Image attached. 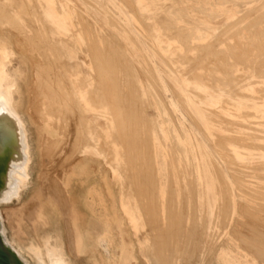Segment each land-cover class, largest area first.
Instances as JSON below:
<instances>
[{"label": "rangeland", "instance_id": "obj_1", "mask_svg": "<svg viewBox=\"0 0 264 264\" xmlns=\"http://www.w3.org/2000/svg\"><path fill=\"white\" fill-rule=\"evenodd\" d=\"M4 1H6L5 6L3 3ZM7 1H10V2H7ZM19 1L21 4L20 3L17 4ZM54 1H55V6L57 7V10L61 14L65 13V24H66V28L68 29L70 34L77 37V35H79L81 33L80 36H82L83 38H84V34H86L85 32H87L89 34V35L86 34L87 36H85V37L87 39L84 38V40L87 43L90 39V41L88 42L89 44L91 42L90 45H92V46H90L91 49L89 48L91 50L90 53L95 54V52H96L95 46L97 44V39L104 41L107 45H109V44L114 45L112 47L113 49L111 47H107V45L105 46V49H104V51L106 52L105 54L109 55V56L111 54V51L116 50L115 46L119 45L121 53L123 54V52H125L124 55L128 59H131V60H128L127 58H125V59L122 58L124 66L128 67L127 65H130V67H131L130 70L132 71V68H133L134 73H132L133 71L132 72L130 71L131 72L130 73V72H126L124 70H121L122 72L120 70H118L120 72L119 73L118 71L114 70L117 72V75H118L117 76L116 72H114L112 70V73L113 72L115 73L114 76H117V77H113L112 75L114 73L111 74V72L110 73L106 72V75L103 74V75H105V77L107 76V78H105V84L108 86V87L106 86V88H108V90L107 89H105V90H106V99L109 101V102L107 101V103L109 105L107 104L108 106H106V108H108V107L109 108L107 110L106 108L104 109V107H103L99 110L102 111L104 109L103 111H111L112 113L108 112V116L110 114L113 117L111 116L108 118V116L107 117H105L104 115L102 116L98 111L94 110V108L92 106H89L92 103L90 101L91 96L89 97L88 92H89V90L91 91V89L93 90V88H95L94 89L95 92H97L99 90V87L101 89L102 82H100V80L99 81L97 80V82H96L95 79H97V77L99 78L100 76L101 77H104V76L102 74L99 76V74L97 73L98 69L96 70L97 66L94 65V67H96V68L93 67V63L91 61V58L86 56L85 52L79 51V49L77 47V43H74L73 41H66L69 44V46H67V47L64 46L63 49L59 50L60 52L59 51L51 52L52 49L50 48V46L53 43L51 41V37L54 35V33H53V31L50 30L51 27L49 24H47L46 19L41 20L42 18L40 16H42V15L39 13H41L42 10L38 9L36 11V9L38 7L44 5V1L43 0H37V1L36 0H17V2H15L13 0H2L0 2V4L3 3L2 5H0V8L2 6L5 8L9 4H10L9 6L16 4L17 9L16 8L15 9H16L17 15L19 16L18 17L19 24H21V30H20L21 32H19V30H18L20 27L18 25V22H17L18 28H17V26H15L17 28V30H16V28H14V25H16V23H11L10 25H9V23L4 24L6 26L5 34L0 32V60L3 59V51L5 50L8 54L7 55L8 57L6 59H4L5 71H6L7 75L11 76L12 81H15L19 85V91L17 92L15 98L18 102V109H19L20 115L22 114L21 117L23 118V121L26 125V129H27V133H28L29 148H30V168L28 170L29 171L28 172V179H25L24 191L21 193L19 199L14 200V201L7 203V204H3L1 206L3 218L6 222L7 228L10 229V234H9L10 237H8V239H9L10 243L12 244V246L19 252L21 257L24 258L29 264H38L39 261H38V259H36V257H34V254H33L34 247L31 245L32 241L36 242L39 246H42L41 245L43 243L42 240L45 236L50 235L53 238V240L57 236H60L61 243L63 245V249H64V252L66 254V261L68 264H108L107 260L109 261V250H106V248H103L105 246L108 247V245H107L108 242H106V243L104 242V244H103L101 242L98 243V242L94 241L96 234H94L93 232L95 230L93 227H92L93 229L88 227V222L90 221L91 215L88 213L89 210L86 208L85 204L81 203L80 200L82 199L83 195H85L86 188H88L94 181L101 178V174H103V173L107 175V177L111 181V185L113 186V187L108 189L109 195L111 197L117 193L119 194V196L121 195V193H119V192L122 190L123 184H125L126 188L130 187L131 192H132V188H133L139 194L140 190L138 187L140 185V182L143 183L145 180H148L147 178L145 179V177H144L145 173H147L148 170H146L140 164V162H139V164H137V162H134V161L130 162V160H132L134 158V153L130 152L133 149H131V150L128 149L129 147H128V145H126L127 143L123 142L122 139L118 136L121 139L119 141V139L117 137L118 134H116V133H119L120 131H122L120 129H122L121 125H122L123 121H128L127 119L125 120V117H122V115H121V118L119 117L120 116L119 110H117L119 108H118V105L115 104L114 94H113L114 91H112L113 89L111 86L112 81H116V80L120 81L119 78L120 79L122 78L121 79L122 81H120L122 83L119 82V87H118V89L120 88L118 90V92H120V94L123 91L124 92L126 91L125 93L123 92V95H124L128 92V90H130V93L134 94L135 96L137 95L136 97H133V99L134 98L136 99L138 97V95L141 94L137 98L138 100L137 99L133 100L135 102V104L133 106L134 108L132 107L133 108L132 110L134 111V113H136V114H134L135 117L130 118L129 121H131V119H132V122H125V123L128 124V125L126 124V126H128V127H130V125H132L131 127L134 126L135 132L137 131L136 132V138L138 139V141L141 140V142H143V140H144L145 142H147V147L150 146V151L148 150L149 147L147 148V155L150 154L149 156H147V158L149 160H151L150 157L153 156L152 160L155 161L154 163H156V164H154L155 165L154 169L156 171L157 176L154 175V179H155V177L158 179H155L156 185L155 184L154 185H155V187H157L158 190H156L155 187H154V189L156 190V192L159 195L158 196L159 200L161 199L160 202L166 208V206L169 204L168 199H170V198L172 199L173 196H174L173 198H175V195L178 194L176 196L179 199L175 198L174 200H171L170 204L174 203V205H176V206L178 204L177 208L179 207L181 209H183V207H184L185 209H183V211L187 210V212L185 211V215L186 216L190 215L192 218H194L193 216H195V218H194L195 221L196 220L198 221L195 223V225H198V228L196 226L197 229L195 228V230H194L196 233H193L192 239L190 240V245H192V246L189 247V251L192 253V255L190 253H188V255H185L186 256L185 262L187 260L186 264H188L190 262H191L190 264H197V263L202 264V262H203V264H224L222 261L221 262L219 261L220 259L218 256L219 252L223 249L224 250L226 249V251H228L229 255L233 259H236L234 261L235 262L237 261V264H238V262L240 263L241 261L242 262L240 264H247V263L248 264H264V259L261 258V253L264 252L263 251L264 250V236H261V235H264V223H262V222H264V219H263L264 218V211L262 212V210L264 209V196H263L264 195V180H263L264 179V177H263L264 176V168H262V166L264 167V163H263V161H264V158H263L264 157V151H263L264 150V138H263V136H264V120H263L264 119V112H263L264 111V75L263 74H264V72H262V71H264V68H263L264 67V59H262L264 57V55H263V53H264V39L263 38L264 37L262 38V36H264V32H262L264 30V19H262V18H264V16H263L264 14L262 16L261 15L256 16L257 14L251 13L252 11H254L256 6L261 5L264 1L262 2V0H228V1L223 0V1H221V4H219L220 0H181V1L180 0H176V1H174V0H148V1L147 0H134V1L129 0L130 2L128 0H54ZM66 1H69L72 5H74L76 7V12L72 11L71 15L67 14V11L65 9L66 6L64 3ZM127 1L129 2V4H131V5L133 4V5L132 6L128 5ZM224 1H225V3H224ZM37 4H38V7H37ZM244 4H245V6H244ZM18 5H19V7H22V9L24 8L23 10L26 13L23 10H22L23 12H19V11H21V8H19ZM20 5H22V6H20ZM254 6H255V8H254ZM18 8H19V11H18ZM129 8H131V10H132L131 12H130ZM132 8L138 9L137 11L139 12V14L136 13L137 11L135 9H132ZM250 8L253 10H251ZM248 9H250V10H248ZM196 10H198V11H196ZM238 10H240V11H238ZM32 11H33V13H32ZM34 11H35V14H34ZM77 11H80V12H78L80 14L82 13L81 15L79 14V17L77 15ZM246 11H249V12L247 13ZM36 12L39 14V16H37L38 14ZM245 12L247 14H245ZM23 13H25V15H23ZM209 14H211V15H209ZM249 14H251V16ZM254 14L258 19L254 16ZM82 15L85 16L87 19L84 18ZM136 15H137V17H136ZM252 15H253V17H252ZM34 16H36L37 18L40 17L41 19L38 18V20L36 19L37 20L36 21V20H34V18H36ZM236 17H237V20H236ZM251 17H252V19H251ZM79 18H80V21H79ZM234 18H235V23H234ZM249 19H251V20H249ZM24 20H27V21H24ZM112 20L115 21V24L117 26L115 24H113L114 22ZM42 21H43V23H42ZM91 21L93 22V24ZM143 21H145V22H143ZM236 21H238V22L236 23ZM80 22L82 23L81 26H80V24H81ZM227 22L228 23L230 22L231 24L229 23L228 27L224 28V26H227ZM29 23H30V25H29ZM109 23H111V24H109ZM196 23H198V25ZM246 23L249 25H247ZM43 24L46 26H44ZM167 24H169V25H167ZM245 24H246V26H245ZM253 24H254V26H252ZM147 25H149V26L147 27ZM255 25L256 26L258 25V26L256 27ZM22 26L24 28H22ZM33 26H34V30L37 29L38 32L37 31H35L36 33L33 32L34 31ZM73 26H74V28H73ZM82 26L85 27L84 31L82 29L83 28ZM118 26H119V28H118ZM144 26H145V28H144ZM167 26H169V27H167ZM185 26L189 30H187L185 28ZM231 26H233L234 28ZM240 26L242 28H240ZM243 26L246 27L245 29H247V30H245ZM91 27L92 28L94 27V28L92 29ZM179 27H180V30H179ZM192 27H194V28H192ZM195 27H197V28H195ZM248 27L250 29H248ZM75 28H78V30ZM174 28H176V29L178 28L177 29L178 31ZM237 28H239V31ZM24 29L25 30L27 29V30L25 31ZM47 29H48V31H47ZM148 29H149V32H148ZM185 29L187 30L188 33H186ZM191 29L193 32L191 31ZM219 29L221 31H219L220 33L219 32L217 33V31ZM155 30L158 32H156ZM172 30L173 31L175 30V31L173 32ZM235 30H237L239 33L235 32ZM240 30L242 31L241 33H240ZM252 30H254V31H252ZM40 31H42V32H40ZM77 31H78V33H77ZM176 31L178 32V35H177ZM231 31L232 32L234 31L235 33H232ZM46 32H48L49 35H47ZM83 32H84V34H83ZM222 32L223 33L226 32V33L223 34ZM256 32L260 34V37H259L260 40H258L259 34H257ZM33 33L35 35L36 34L38 35L41 33L39 36L43 38L42 41H43V43L44 42L45 43L42 45H41V43H39L40 44V46H39L38 43H36V44L33 43L34 40L29 42L31 40L30 38L34 37V36H32V35H34ZM103 33L106 36L108 35V38L104 37ZM112 33H113V35H112ZM185 33H186V35H185ZM229 33L231 36L234 35L233 38L230 37ZM250 33H251V35H250ZM42 34H44V35L46 34L47 36L46 35L44 36ZM96 34H98L97 37H96ZM109 34H111L112 37ZM114 34L117 37L121 38L122 41H124V43L127 45V48L125 47L126 50H125V48L120 47V41L118 39H116V37H114L115 36ZM243 34H245V35H243ZM171 35L172 36L174 35V36L172 37ZM179 35H181V36H179ZM201 35H205V36H201ZM227 35L229 38L227 37ZM176 36H179V37H176ZM195 36H196V38L197 37H199V38L196 39ZM236 36H238V37H236ZM25 37H26V39H25ZM46 37H48V38H46ZM88 37H89V39H88ZM216 37L218 39L220 38L222 40L219 39L220 42L217 43L218 39ZM222 37H224V40ZM245 37L247 38V40L250 38L253 41V43L250 40L246 41ZM109 38H113V39H109ZM180 38L182 40L184 39L185 41L179 40ZM230 38L233 40H231ZM226 39L227 40L229 39V41H231V42L227 41ZM239 39H241L242 42ZM26 40H29V41H26ZM145 40H147V41H145ZM211 40L212 41L215 40V41L213 43H211L212 42ZM262 40H263V42H261ZM20 41H22V42H20ZM46 41H48V42H46ZM221 41H223V42H221ZM244 41H246V42H244ZM94 42H95V44H94ZM32 43H33V46H32ZM214 43L218 46L215 47L216 45H214ZM226 43L227 44L229 43V44L227 45ZM242 43L245 47L242 46ZM246 43L248 44V46ZM37 44H38V47H36ZM234 45H235V47H233ZM238 45H240L241 47ZM254 45H256V47ZM226 46L228 47V49ZM249 46H251V47H249ZM43 47H44V50L47 51V55H49V58L50 59L54 58L53 60H50V62H53V61L59 59V60H57V62L59 61L58 63L55 62V64H54V62H53V66L55 65L54 71L56 73L53 71H51L53 73L50 72V76L52 78L59 76L57 78L60 79V82H55V83H57L56 85L53 83L54 89L59 84H61L63 86V87L61 86L62 87L61 88L59 85L56 88V93H57V89H58V91L60 92L59 95L63 94V97L65 95L66 96L68 95L67 96L68 100H70L71 102L73 101V104L75 102L74 105L77 108L79 107L78 108L79 110L87 109L83 116L86 118H89L90 120H93L96 123V125L98 126L97 128H93V136L92 137L99 144L101 142V145H100L101 147L106 144V142H107L106 140H109V142H107V146H105V148H101V149H106L105 153L106 152L110 153L112 151L110 154L106 153L105 156H104V154L99 156V154H97L95 148H93V147L88 148L86 153H85L86 158L89 157V161L93 162L91 165L93 167L92 170H94V172L92 171V172L88 173L86 171L83 172L81 170V168H82L81 163L83 162V156L78 157L80 147L77 143H79L78 140H82L85 137L84 133L86 132V130L84 129L85 132H83L81 129H83L84 126L86 127V125H85L86 122L82 121L83 122L82 123L80 121L79 117L77 119V116H80V113L78 111H75L76 117L74 115L75 112H72L73 113L72 116L69 113L67 121L64 119L63 115H61V113H60V119H59V117H55L53 115V116H48L47 121L45 120V117L39 116L38 114L36 115L34 113L35 108L38 106L36 104V101H38V94L36 93V90L38 89V85H37L38 83H35L36 75L34 74V70H35L36 63L38 64L43 59L41 57L40 51H39ZM187 47H188V49H187ZM237 47H239L240 49ZM38 48H40V49H38ZM121 48L123 49V52H122ZM190 48H194V52H193V49H191L192 50L191 51ZM219 48H221V49H219ZM234 48L236 49V52H232V50ZM247 48L249 51L247 50ZM253 48H257V49L259 48L260 50L259 51L256 49L253 50ZM71 49L74 52H76V55L78 56L77 60L73 59V55H72L73 53H71L69 51ZM207 49H208V51H207V53H205V50H207ZM235 49L233 51H235ZM84 50L85 51L87 50V46H84ZM196 50L200 51L201 53L199 54V52ZM211 50H212V52H211ZM108 51H110V52H108ZM202 51H204L205 54ZM225 51H226V53H225ZM239 51L243 52L241 54V55H243V57H241L240 53L238 54ZM250 51H251V53H250ZM262 51H263V53H262ZM57 52L61 53V55L60 54L58 55ZM208 52H209L210 56H209ZM213 52L214 53L216 52L215 55L212 54ZM220 52L222 53V55ZM230 52H232L234 54L236 53L238 55L235 54V56H234L232 53L230 54ZM258 52L261 53V55H263V56H261ZM56 53H57V55H56ZM186 53H188V54H186ZM224 53H225V55H224ZM246 53L250 54V55H247ZM253 53H254V55H253ZM54 55L59 56V58L58 57L55 58ZM177 55H179V56H177ZM181 55H183V56H181ZM203 55H205L206 58ZM257 55H258V58H255V57H257ZM60 56L62 57L63 61L61 60ZM146 56L149 58L150 62L147 60ZM188 56H189V58H188ZM195 56H197V57H195ZM200 56H202V58L204 57V60ZM215 56H216V58H215ZM221 56L224 57L225 60L223 58H220ZM182 57H184L185 59ZM190 57H191V60H192V57H193V59L196 58L194 60V62H192L191 60H190L191 61L190 62L188 60V59H190ZM198 57L200 58L199 61H198V59H199ZM210 57L213 59H211ZM234 57L240 58V60L239 61L235 60ZM247 57H249V58H247ZM242 58H244L245 60ZM252 58H254V59H252ZM167 59H169V60H167ZM260 59H261L262 63H260ZM125 60L126 61L128 60V61L126 62ZM196 60L198 61V63ZM246 60L247 61L249 60L251 62H247ZM252 60H254V61H252ZM258 60H259V62H258ZM204 61L205 62L208 61V64L205 66V68L203 65H205L207 62L205 63ZM216 61H217V63H216ZM230 61H231V63H230L231 65H229ZM200 62H203L202 65ZM234 62L235 63L237 62V63L235 64ZM129 63H132L133 65L131 66V64H129ZM195 63L200 64V65H198L200 68L196 67L197 64L195 65ZM227 63H228L229 67L225 66V64L227 65ZM244 63H245V65H244ZM59 64L60 65L62 64L63 67L61 68V66ZM214 64H216V65H214ZM255 64H259V65H255ZM135 65H137V67ZM185 65H188V66H185ZM208 65H209V68L207 67ZM211 65L212 66L214 65V66L212 67ZM65 66H66V68H64ZM134 66L136 69L139 67V69L135 70ZM193 66H195L198 70ZM201 66H203L202 68L204 70L201 69ZM210 66L212 68H210ZM219 66H221L222 67L221 69H223V70H221ZM214 67L215 68L217 67V69H213ZM247 67H249V68H247ZM257 67L259 70L260 69H263V70L259 71L257 69ZM244 68L245 69L247 68L246 69L247 71ZM206 69H207V72H206ZM212 69L216 73H214L212 71ZM230 69H232V70L230 71ZM254 69H255V71H254ZM57 70H58V72H57ZM138 70H141L140 73L142 71H143V73H145V71H147V73H146L147 77H143L144 76L143 73H141V76H140V73L138 72L137 75L139 78L135 79L134 76L136 77L137 75H134V74H136L137 72H135V71H138ZM217 70L219 71V75L217 74L218 73ZM227 70H229V71L226 74ZM153 71L155 74L153 73ZM190 71H192V72H190ZM196 71L199 72L198 76L195 74ZM200 71L204 72L203 74H205V75H202ZM220 71H221V73H220ZM95 72L97 74H95ZM231 72L233 74H231ZM258 72H259V74H258ZM40 73L42 74L41 70H40ZM92 73H93L92 76L94 78L91 76ZM125 73H126V75H125ZM129 73H130V76L128 75ZM253 73H255V74H253ZM108 74H110L115 79H113ZM209 74L211 76H208ZM224 74H226V76ZM238 74H240V76ZM52 75H54V76H52ZM80 75H82V76H80ZM95 75H97V77ZM132 75H133V77H132ZM200 75H202V77L204 78V81H203L202 77H199ZM212 75H214L213 76L214 78L212 77ZM237 75H238V77H237ZM186 76L187 77L189 76V77L187 78ZM230 76H232L233 78ZM247 76L249 78H247ZM108 77H109L110 81H109ZM207 77L210 79H207ZM243 77H244V79H242ZM78 78H80L81 80ZM111 78H112V80H111ZM116 78H118V79H116ZM77 79H78V82H77ZM138 79H139V81H137ZM211 79H212V81H211ZM233 79H235L236 81L239 79L238 80L239 82L238 81L236 82ZM82 80H84V81H82ZM106 80L108 83H106ZM133 80L136 81V83ZM200 80H202L203 82ZM220 80H222V81H220ZM229 80H231V81H229ZM254 80H256V81H254ZM81 81L84 83H82ZM232 81L235 83V85H234V87L229 88V86H233V84H234ZM129 82H131V84H129ZM179 82H180V84H179ZM206 82H208L207 84L210 83V85H207ZM215 82H217V83H215ZM220 82H223V83H220ZM245 82H246V84H245ZM254 82H255V84H254ZM94 83L95 84L99 83L97 85L98 87ZM218 83L221 85L218 86ZM260 83H262V84H260ZM53 84H52L51 88H53ZM134 84H136V85L140 84L138 86L140 90L137 89L136 85H135V88H132V87H134ZM213 84H216V85H214L215 88L213 87ZM229 84H231V85H229ZM83 85H85V87ZM128 85H129V88H128ZM130 85L131 86L133 85V86L130 87ZM146 85H147V87H146ZM222 85L224 87H222ZM77 86H79V87H77ZM122 86H124V89ZM216 86H218L219 88H217ZM89 87H91V88H89ZM160 87H161V89H160ZM250 87H251V89H250ZM59 88H61L62 90ZM234 88H235V91L233 90ZM236 88H238L239 90ZM131 89H135L136 91L131 90ZM216 89H218V90H216ZM258 89H260V90L258 91ZM63 90L67 93L66 94H65V92L63 93ZM82 91L84 93L88 94L86 96H87V98L88 97L90 98V100H88L89 105L87 103H85L86 101L83 98L84 93H81ZM133 91L137 92V94L135 92L133 93ZM158 91L160 93H158ZM236 91L241 92L240 94H242V95L238 94L239 92H236ZM244 91L246 92L247 96H246ZM138 92H139V94H138ZM228 92L229 93L231 92L232 94L231 93L229 94ZM235 92L237 94H235ZM177 94H178V96H177ZM201 94L203 96H201ZM56 95H55L56 97L54 96L55 98L59 97L58 94H56ZM191 95L194 97H192ZM148 96H150V97H148ZM60 97L62 99V96H60ZM70 97L72 98V100ZM184 97H186V98H184ZM201 97L204 99H202ZM259 97H262V98H259ZM67 98H65V100H67ZM140 98L142 101L140 100ZM164 99L167 100L168 102L163 101ZM122 100H125L124 97L122 98ZM228 100H230V101H228ZM77 101H79V102H77ZM225 101H227V102H225ZM136 102H137V104H136ZM242 102H244V103H242ZM112 104H113V106H112ZM188 106L192 110L197 121L193 118L192 114L187 110ZM252 106H256L260 110L258 111L257 109H254V107H252ZM110 107H112V108H110ZM233 107H234V109H233ZM135 108H136V110H135ZM138 108L140 109V111ZM171 108H173V112L171 111ZM206 109H208V110H206ZM209 109L210 110L212 109V111H210ZM113 110H115V111H113ZM129 110H130V108H129ZM216 110L218 111V113ZM94 111H96V112H94ZM252 111H253V113H252ZM127 112L130 113L131 111H125L124 113L126 114ZM137 112H139V113L141 112L139 115L140 118H139V116H137V118H136V115L139 114ZM248 113L250 116L248 115ZM113 114H115V115L117 114V115L114 116ZM73 115L75 118L73 117ZM72 117L74 119H76L77 121L74 119L72 120ZM115 117H116V119H115ZM69 118H71V119H69ZM123 118H124V120H122ZM173 119H174V121H172ZM51 120H52V122H51ZM111 120L114 121L115 124H113L114 122H111ZM233 120L237 121L240 125L238 123L234 122ZM120 121H122V122H120ZM145 121H146V123H145ZM256 121H258V123ZM73 122L75 124H72ZM205 122H207V123L205 124ZM224 122H226V123H224ZM45 123H46V125H45ZM110 123H112L113 126L115 125V127H114L115 130H114L113 126H112L113 129L110 130V127H109ZM129 123H131V124L129 125ZM134 123H136V124H134ZM155 123H157V124H155ZM175 123H176V125H174ZM241 123H243V124H241ZM48 124H50V125H48ZM81 124H82V126L79 127ZM249 124H250V126H249ZM54 125H57V126H54ZM136 126H137V128H135ZM177 126H179V127H177ZM223 127H225V128H223ZM229 127H230V129H229ZM236 127H239V129ZM252 127H254V129H252ZM243 128H244V130H243ZM157 129L159 132L156 131ZM112 130L115 133V134H113V137H112V132H113ZM116 130H118L119 132H116ZM146 130H148V131H146ZM231 130L233 132H231ZM49 132H51V133L53 132V133L51 134ZM102 132H104L103 133L104 135L102 134ZM253 133L256 135H254ZM100 135H102V137H100ZM114 135H115V137H114ZM261 135H262V137H261ZM103 136H106V137H103ZM224 136L229 137L227 139L228 142H227L226 138L223 139ZM250 136H253V137L251 138ZM237 137L238 138L240 137L241 140L237 139ZM102 138L103 139L105 138V140L103 141ZM111 138H115V140L117 142L114 139H112V141H111ZM233 138L235 140L237 139L239 141H237V140L235 141ZM243 138H245V139H243ZM231 139H233L235 141V143L233 140H232L233 142H231L230 141ZM118 141H119V144H118ZM216 141H220V142L216 143ZM222 141H224V142H222ZM240 141H245L246 143L245 142L241 143ZM259 141H260V144H259ZM103 142H105V143L102 144ZM122 142H123V144H122ZM221 142L224 143L223 144L224 147H222V145H219V144H222ZM236 142L241 143V144H238ZM249 142L250 143L254 142L256 144H259L260 147H259V145H256V144L250 145ZM116 143L119 146H117ZM227 143H230V144H227ZM247 143L249 144V146ZM121 144L124 145L121 147L122 148L121 150H122V152H124V154L126 153L125 157H127L126 160L128 161L129 165L124 163L125 158L123 160V156L120 154V148H118V147H120ZM163 144L165 145V147ZM225 144L229 150L226 148ZM245 144H247V145H245ZM152 145H154V146H152ZM202 145H204V146H202ZM229 145H231V146H229ZM238 145H240V146H238ZM261 145H263V147ZM125 146L127 147V150H130L129 152L126 150ZM241 146H242V148H241ZM250 146H251V149L249 148ZM124 148H125L126 152H125ZM197 148H198V150H197ZM115 151L117 152L116 156L114 155ZM251 151H253V152H251ZM170 152H171V154H170ZM231 152H232V154H231ZM246 152L251 153V154H247ZM130 153H131V156L129 155ZM221 153H223V154H221ZM222 155H224V156H222ZM231 155H233V157L236 156L234 158L235 161L233 158H231L232 157ZM128 156H130V157H128ZM132 156H133V158H132ZM154 156H156V157H154ZM104 157H108V158L105 159ZM224 157L227 158V163H226V159ZM86 158H85V160H86ZM171 158H172V161L170 160ZM174 158H175V161H174ZM102 159H104V160H102ZM230 159H232L234 161V164L232 163L233 161ZM213 160H215V161H213ZM108 162L109 163L112 162L113 164L111 163V165H110ZM243 162H245V163H243ZM255 163L258 165H261L260 168H258L257 167L258 165H255ZM135 165H136V167H135ZM177 165H178V168H177ZM192 165H194V166H192ZM254 165L257 168L256 167L255 168L254 167L249 168V166H254ZM112 166H115V167L117 166L118 168L120 167L122 172H123L124 178L121 176L120 171L118 169H112ZM189 166H190V168H189ZM133 167H135V168H133ZM225 167H227V168H225ZM246 167H248V168H246ZM76 169L79 171V174H77V175L73 174V172ZM249 170L251 172H249ZM169 171L172 174L171 176H173V177H171L169 175L170 174ZM181 171H182V173H181ZM241 171H243V172H241ZM135 172H138V173H136L137 176L134 174ZM219 173H221L222 176ZM231 173H233V174H231ZM189 174H190V177H189ZM181 175H182V177H181ZM238 175H241V176H238ZM177 176H179V177H177ZM236 176H238V177H236ZM64 177H65V179H64ZM121 177H122V179H121ZM141 177H142V181H141V179H139ZM168 177H169V181H167ZM180 177L182 178V180ZM219 177H221V178H219ZM72 178H74V179H72ZM81 178H85L88 183L83 185V183L78 181ZM173 178H175V179H173ZM235 178L237 179L238 182H236ZM132 179H133V181H132ZM134 179H136V180H134ZM222 179L223 180L225 179V181H223ZM139 180H140V182H139ZM156 180H158V181H156ZM179 181H181L182 183H178ZM188 181L189 182L191 181L190 182L191 187L188 185V183H189ZM193 181L195 183H193ZM171 182L175 188L172 186V184L167 186V184L171 183ZM66 183L69 184L70 186L67 185ZM100 183L102 186L104 185V183L102 181H100ZM217 183H218V185H217ZM181 184L183 186H185L186 189H184V187ZM193 184H194V188H193ZM224 184H225V186H224ZM214 185H216V186H214ZM171 186L173 188L170 189ZM223 186H224V192H223ZM63 187H65V188H63ZM70 187H71V189H70ZM118 187H119V191H115V189L118 190ZM167 188H169V189H167ZM195 188H196V190H194ZM141 189H143V188H141ZM174 189H177V190H175L176 192L174 191ZM240 189H243V190H240ZM251 189H253V190H251ZM170 190H172V193L175 195H173L171 192L168 193L169 195L166 193V192H169ZM192 190H194L196 194L192 193L193 192ZM238 190H240V191H238ZM185 191H186V193H185ZM246 191H248V194L249 193L250 194L248 195L246 193ZM214 192H215V194H214ZM126 193H127V190H126ZM252 193L253 194L255 193L254 194L255 196H253ZM259 193L260 194L263 193V195L262 194L260 195ZM140 194H141V191H140ZM257 194H259V195H257ZM183 195L185 197L187 196V198L185 199V197H184V199H182ZM191 195H192V197L193 196L194 197L192 198ZM256 195L259 197L258 199L256 198L257 197ZM228 196H229V198H228ZM260 196H262V197H260ZM253 197H255L256 199ZM195 199L197 200V202L195 201ZM229 199H230V201H229ZM139 200H140V204H142L141 206L146 205V203L148 206L151 205L150 204V198L147 199V202H146V200L142 196H139ZM175 200L176 201L178 200L177 203H175L176 202ZM180 200L183 202L184 206L181 204L182 202ZM226 200H228V202ZM187 201H188V203H187ZM193 201L196 202V204ZM256 201H257V203H256ZM75 202H77V205H76L77 208L75 206V210H74L73 207H74ZM78 202H79L80 207H78ZM167 202H168V204H167ZM241 202H242V204H241ZM259 202H262V203H260V205H259ZM179 203L181 206L179 205ZM227 203H230V204H228L226 206ZM186 204H187V206H185ZM193 204H195V207L197 205V208L193 207L192 206ZM261 204H263V205H261ZM243 205L245 207H243ZM217 206H219V207H217ZM240 206H242L243 208L241 209ZM249 206H251V207H249ZM252 207H254V208H252ZM78 208H80L81 211L86 212L88 214H74V211L75 212L78 211ZM193 208L197 209V212H199V213H196L195 215L191 214V212L192 213L196 212L195 210L194 211L192 210ZM222 208H224V210H226V211H223ZM244 209L246 212H244ZM247 209H249V210H247ZM230 210L232 211L231 213L229 212ZM239 210L242 212H239ZM227 211H228V213H227ZM248 211H250V212H248ZM251 211H253V212H251ZM223 212H225V214ZM254 212H255V214H254ZM243 213H244V215H243ZM245 213H247V214H245ZM250 213H252V214L250 215ZM177 214H179V213H177ZM219 214H221V215H219ZM53 215H54V217H53ZM143 215H144L143 223H145V228L143 229L145 234H144L143 239L145 240V243H146L145 246L148 247V250H146L145 254L148 256L149 264H154V262H152L153 247H154L153 246L154 245V239H153L154 236H153V231H152L151 226H150V214H143ZM185 215L183 214L184 217H185ZM202 215H204L206 218H204V216L202 218ZM77 216H79V217L77 218ZM129 216H131L129 218L131 220H133L134 217L132 215H129ZM257 216H259V217H257ZM222 217H223V221L225 224L221 223ZM224 217H225V220H224ZM124 218H125V216L123 218H121V222H124V225H125L126 219H124ZM202 219L204 221H202ZM235 219H236V221L238 220V222H235ZM245 219H246V221H245ZM95 220L96 219H94V221ZM169 220H170V217H169ZM218 220H219V222H218ZM242 220L245 221L244 224H243ZM248 220H250V221H248ZM94 221H93V223H95ZM187 221H188L187 229H189L188 227L192 226V224L190 225L191 218L188 219ZM246 222H248V223H246ZM133 223H134V221H133ZM251 224H253V225H251ZM127 225L130 226L129 223ZM146 226H147V230L149 232L146 230ZM203 226H204V228H202ZM52 227H53V229H52ZM55 228H57V229H55ZM201 228H202V230H201ZM46 229H48V230H46ZM176 229L174 228V231H176ZM178 230H179V228H178ZM178 230H177V232H173V238H172L173 241L170 242L169 247L167 246L165 251L163 253H161V258H165L166 256L168 258V259H165V261L162 262V264H171L172 257H174V256L172 255V257H171V256H168L167 254H170L171 251L175 250V246H176L175 244H176V242H178L175 240H179L183 234H189L190 233L189 235H191V232L184 233L182 230H181L182 232L178 231ZM196 230H198V231H196ZM209 230H210V232H209ZM46 231H47V233H45ZM42 232H44V233H42ZM88 232H89V235L91 237L88 236ZM177 233H178V235H177ZM257 233L260 234L259 235L260 239H258L259 237L258 238L256 237V235L258 236ZM124 234L128 240L132 239V241H130V242L128 241V245H127L129 248H132V250L123 251L124 252L123 255H125L124 264H147V262H145L143 260V258H140V253L138 252V245H137L139 240H137V238L133 237V233H131V232L127 233L128 234L127 235L124 231ZM175 235L178 237L180 235V238H177ZM217 235H219V236H217ZM195 236H197V237H195ZM198 236L202 239H198L199 238ZM193 237H195L197 240L194 239ZM92 238H93V240H92ZM261 238H263V239H261ZM85 239H86V241H85ZM253 239L254 240L256 239L258 241L261 240L262 243H258V241L255 240L258 243L257 244V243H255V241ZM199 240H201V241H199ZM227 241H228V243H227ZM245 241H246V244H244ZM252 241H254V242H252ZM196 242H198V244ZM126 243L127 242L125 241L124 246ZM172 244H173V246H172ZM79 245L81 246V249H80ZM75 246H77L76 249H75ZM150 246L152 247L151 250L149 249ZM193 246L195 248V252H193ZM258 246H259V249H258ZM260 246H262L261 249H260ZM211 247H214V248H211ZM221 247L222 248L224 247V248L222 249ZM249 247L251 250H248ZM219 248H220V250H219ZM255 252H256V254H255ZM258 252H261V253H258ZM242 253H243V255H242ZM180 254L181 253H179V255ZM199 254H200V257H199ZM174 255H176V254H174ZM176 256H178V254ZM198 257L201 259V260L199 259V262H197ZM262 257L264 258V253H263ZM177 258L179 259V256ZM247 258H248V260H247ZM177 261H179V260H176V262ZM195 261H196V263H195Z\"/></svg>", "mask_w": 264, "mask_h": 264}, {"label": "bare ground", "instance_id": "obj_2", "mask_svg": "<svg viewBox=\"0 0 264 264\" xmlns=\"http://www.w3.org/2000/svg\"><path fill=\"white\" fill-rule=\"evenodd\" d=\"M2 0H0V2H1ZM13 1H15V2H17V0H13ZM37 1V0H36ZM44 1V5L43 6H40V7H38V4H37V9H36V11L39 9V10H42V12L41 13H39V14H41L42 16H40V17H38L39 19H41V20H45L46 19V21H47V24H49L50 25V30L51 31H53V33H54V35L51 37V41L53 42L52 44H51V46H50V48L52 49V51L51 52H55V51H59V50H61V49H63L64 48V46L65 47H67V46H69V44L66 42V41H73L74 43H77V47H78V49H79V51H81V52H85L86 53V56H88L89 58H91V61H92V63H93V67H94V65H96L97 66V68L96 67H94V68H96V70L98 69V74H99V76L102 74H105L106 75V72L107 73H110L111 72V74H113L114 72H116V71H118V70H124V71H126V72H130L131 70V67H130V65H127L128 67H126V66H124V63H123V59L122 58H127L125 55H124V53L125 52H123V49L122 48H127V45L124 43V41H122L121 40V38H119V37H117L115 34V36L114 37H116V39H118L119 41H120V47H122L121 49H122V52H123V54L121 53V50H120V48H119V45H117V46H115V48H116V50H114V51H111V54H110V56L109 55H106L105 53V51H104V49H105V46L107 45L104 41H101V40H98L97 39V44H96V46H95V54H92V53H90V46H92V45H90L91 44V42H90V44L88 43L89 41H90V39H89V37H88V39H89V41L86 43L85 42V40H84V38H86L85 36H87L86 34H88L87 32H85L86 34H84V32H83V34H84V38L82 37V36H80V34L79 35H77V37H75V36H73L72 34H70L69 33V31H68V29L66 28V24H65V13H63V14H61L58 10H57V7L55 6V1L54 0H43ZM129 1V0H128ZM127 1V3H128V5H130V6H132L131 4H129V2ZM132 1H134V0H132ZM148 1V0H147ZM174 1H176V0H174ZM181 1V0H180ZM221 1H223V0H220V3L219 4H221ZM226 1V0H225ZM225 1H224V3H225ZM228 1V0H227ZM264 0H262V2H263ZM5 2L6 1H4L3 3H4V6H5ZM7 2H10V1H7ZM26 2V1H25ZM85 2V1H84ZM126 2V1H125ZM124 2V3H125ZM241 2V1H240ZM255 2V1H254ZM261 2V3H262ZM2 3V4H3ZM20 3V1L17 3V4H19ZM42 3V2H41ZM65 3V6H66V11H67V14H69V15H71V12L73 11V12H76V7L74 6V5H72L69 1H66V2H64ZM223 3V4H224ZM247 3V2H246ZM2 4H0V5H2ZM7 4V3H6ZM21 4V3H20ZM24 4V3H23ZM43 4V3H42ZM148 4V3H147ZM238 4V3H237ZM252 4V3H251ZM8 5V4H7ZM10 5V4H9ZM8 5V6H9ZM94 5V4H93ZM158 5V4H157ZM241 5V4H240ZM1 7L0 9V32L1 33H3V34H5V30H6V26L4 25L5 23H9V25L11 24V23H16V25H14V28H16L15 26H17V28H18V25L20 26L19 27V32H21L20 30H21V24H19V19H18V15H17V13H16V9H17V7H16V4L15 5H11V6H9V7ZM20 6H22V5H20ZM110 6V5H109ZM135 6V5H134ZM133 6V7H134ZM244 6H245V4H244ZM18 7H19V5H18ZM94 7V6H93ZM129 7V6H128ZM137 7V6H136ZM242 7V6H241ZM249 7V6H248ZM16 8V9H15ZM19 8H21V11H19ZM18 8V11L19 12H23L24 10V8L22 9V7H19ZM96 8V7H95ZM138 8V7H137ZM198 8V7H197ZM247 8V7H246ZM254 8H255V6H254ZM112 9V8H111ZM130 9V12L132 11L131 10V8H129ZM128 9V10H129ZM132 9H135V8H132ZM181 9V8H180ZM188 9V8H187ZM244 9V8H243ZM251 9V8H250ZM250 9H248V10H250ZM23 10V11H22ZM113 10V9H112ZM136 11L138 10V9H135ZM149 10V9H148ZM168 10V9H167ZM251 10H253V9H251ZM94 11V10H93ZM159 11V10H158ZM165 11V10H164ZM174 11V10H173ZM196 11H198V10H196ZM227 11V10H226ZM238 11H240V10H238ZM242 11V10H241ZM25 12V11H24ZM39 12V11H38ZM78 12H80V11H77V15H78V17H79V14L80 13H78ZM116 12V11H115ZM151 12V11H150ZM149 12V13H150ZM180 12V11H179ZM247 13L249 12V11H246ZM245 12V14H247ZM26 13V12H25ZM25 13H23V15H25ZM32 13H33V11H32ZM37 13V12H36ZM136 13H138L139 14V12L137 11ZM135 13V14H136ZM176 13V12H175ZM226 13V12H225ZM238 13V12H237ZM244 13V12H243ZM251 13H255V14H257L256 16H258V15H263L264 14V2L261 4V5H258V6H256V8L254 9V11H252ZM34 14H35V11H34ZM33 14V15H34ZM38 14V13H37ZM39 14L37 15V16H39ZM82 14V13H81ZM80 14V15H81ZM109 14V13H108ZM114 14V13H113ZM137 14V15H138ZM193 14V13H192ZM216 14V13H215ZM255 14H254V16H255ZM22 15V14H21ZM93 15V14H92ZM112 15V14H111ZM137 15H136V17H137ZM184 15V14H183ZM208 15V14H207ZM209 15H211V14H209ZM250 16H251V14H249ZM83 16V15H82ZM140 16V15H139ZM147 16V15H146ZM218 16V15H217ZM248 16V15H247ZM249 16V17H250ZM255 16V17H256ZM264 16V15H263ZM22 17V16H21ZM34 17H36V16H34ZM84 18H86L85 16H83ZM82 17V18H83ZM95 17V16H94ZM145 17V16H144ZM150 17V16H149ZM179 17V16H178ZM209 17V16H208ZM216 17V16H215ZM240 17V16H239ZM238 17V18H239ZM242 17V16H241ZM252 17H253V15H252ZM252 17H251V19H252ZM38 18L36 17V18H34V20H38ZM134 18V17H133ZM140 18V17H139ZM138 18V19H139ZM147 18V17H146ZM180 18V17H179ZM257 18V17H256ZM87 19V18H86ZM85 19V20H86ZM135 19V18H134ZM141 19V18H140ZM191 19V18H190ZM251 19H249V20H251ZM255 19V18H254ZM253 19V20H254ZM258 19V18H257ZM261 19V18H260ZM262 19H264V18H262ZM261 19V20H262ZM33 20V19H32ZM36 20V21H37ZM143 20V19H142ZM149 20V19H148ZM181 20V19H180ZM188 20V19H187ZM236 20H237V17H236ZM239 20V19H238ZM24 21H27V20H24ZM45 21V22H46ZM79 21H80V18H79ZM87 21V20H86ZM89 21V20H88ZM111 21V20H110ZM109 21V22H110ZM113 21V20H112ZM162 21V20H161ZM185 21V20H184ZM232 21V20H231ZM259 21V20H258ZM17 22H18V25H17ZM33 22V21H32ZM35 22V21H34ZM76 22V21H75ZM83 22V21H82ZM85 22V21H84ZM92 22V21H91ZM97 22V21H96ZM114 23L113 24H115V21H113ZM143 22H145V21H143ZM187 22V21H186ZM205 22V21H204ZM233 22V21H232ZM238 21H236V23H237ZM250 22V21H249ZM254 22V21H253ZM262 22V21H261ZM42 23H43V21H42ZM73 23V22H72ZM78 23V22H77ZM81 23V22H80ZM87 23V22H86ZM133 23V22H132ZM169 23V22H168ZM171 23V22H170ZM202 23V22H201ZM230 23V22H229ZM228 22H227V26H224V28L225 27H228V24H229ZM234 23H235V18H234ZM257 23V22H256ZM259 23V22H258ZM84 24V23H83ZM88 24V23H87ZM92 24H93V22H92ZM109 24H111V23H109ZM141 24V23H140ZM143 24V23H142ZM148 24V23H147ZM165 24V23H164ZM163 24V25H164ZM197 25H198V23H196ZM231 24V23H230ZM247 24V23H246ZM246 24H245V26H246ZM252 24V23H251ZM4 25V26H3ZM29 25H30V23H29ZM40 25V24H39ZM44 25V24H43ZM78 25V24H77ZM76 25V26H77ZM82 25V23L80 24V26ZM116 25V24H115ZM134 25V24H133ZM167 25H169V24H167ZM172 25V24H171ZM247 25H249V24H247ZM2 26V27H1ZM12 26V25H11ZM44 26H46V25H44ZM79 26V25H78ZM84 26V25H83ZM82 26V27H83ZM94 26V25H93ZM117 26V25H116ZM124 26V25H123ZM149 25H147V27H148ZM166 26V25H165ZM164 26V27H165ZM252 26H254V24L252 25ZM256 26V25H255ZM258 26V25H257ZM256 26V27H257ZM167 27H169V26H167ZM166 27V28H167ZM204 27V26H203ZM231 27H233V26H231ZM244 27V26H243ZM17 28H16V30H17ZM22 28H24L23 26H22ZM41 28V27H40ZM46 28V27H45ZM73 28H74V26H73ZM79 28V27H78ZM78 28H75V29H77L78 30ZM85 27H83L82 29H83V31L85 30L84 29ZM92 28V27H91ZM94 28V27H93ZM92 28V29H93ZM118 28H119V26H118ZM144 28H145V26H144ZM173 28V27H172ZM183 28V27H182ZM185 28H186V26H185ZM192 28H194V27H192ZM195 28H197V27H195ZM209 28V27H208ZM207 28V29H208ZM234 28V27H233ZM240 28H242L241 26H240ZM246 27H244V29H245ZM13 29V28H12ZM31 29V28H30ZM29 29V30H30ZM36 29V28H35ZM121 29V28H120ZM174 29H176V28H174ZM178 29V28H177ZM176 29V30H177ZM184 29V28H183ZM187 29V28H186ZM185 29V31H186V33H188L187 32V30H189V29H187L186 30ZM238 29V31H239V28H237ZM248 29H250L249 27H248ZM252 29V28H251ZM254 29V28H253ZM25 30V29H24ZM27 30V29H26ZM25 30V31H26ZM33 30H34V26H33ZM32 30V31H33ZM44 30V29H43ZM95 30V29H94ZM98 30V29H97ZM179 30H180V27H179ZM217 30V29H216ZM232 30V29H231ZM245 30H247V29H245ZM261 30V29H260ZM35 31H37V29L36 30H34L33 32L34 33H36ZM46 31V30H45ZM47 31H48V29H47ZM80 31V30H79ZM121 31V30H120ZM156 31V30H155ZM162 31V30H161ZM165 31V30H164ZM173 31V30H172ZM175 31V30H174ZM173 31V32H174ZM178 31V30H177ZM176 31V32H177ZM184 31V32H185ZM191 31H192V29H191ZM204 31V30H203ZM219 31H221L220 29L217 31V33L219 32ZM237 30H235V32H238ZM252 31H254V30H252ZM256 31V30H255ZM18 32V31H17ZM29 32V31H28ZM38 32V31H37ZM40 32H42V31H40ZM90 32V31H89ZM93 32V31H92ZM122 32V31H121ZM129 32V31H128ZM148 32H149V29H148ZM156 32H158V31H156ZM175 32V33H176ZM182 32V31H181ZM193 32V31H192ZM232 32V31H231ZM234 31L232 32V33H235ZM242 31L240 30V33H241ZM249 32V31H248ZM260 32V31H259ZM262 32H264V30L262 31ZM33 33V34H34ZM47 33V35H49L48 34V32H46ZM77 33H78V31H77ZM76 33V34H77ZM186 33H185V35H186ZM220 33V32H219ZM223 33V32H222ZM224 33H226V32H224ZM223 33V34H224ZM239 33V32H238ZM244 33V32H243ZM253 33V32H252ZM257 33V32H256ZM32 34V33H31ZM41 34V33H40ZM40 34H34V35H32V36H34L33 38H30L31 40L29 41V40H26V41H29V42H31V41H33L34 40V42L33 43H41V45L42 44H44L43 43V41H42V37H40L39 35ZM107 34V33H106ZM131 34V33H130ZM151 34V33H150ZM180 34V33H179ZM183 34V33H182ZM203 34V33H202ZM215 34V33H214ZM249 34V33H248ZM257 34H259V33H257ZM42 35H44V34H42ZM46 35V34H45ZM44 35V36H45ZM46 35V36H47ZM89 35V34H88ZM97 35L98 34H96V37H97ZM103 35H104V33H103ZM102 35V36H103ZM111 37H112V35H113V33H112V35L111 34H109ZM177 35H178V32H177ZM184 35V34H183ZM229 35H230V33H229ZM243 35H245V34H243ZM250 35H251V33H250ZM254 35V34H253ZM132 36V35H131ZM166 36V35H165ZM172 36V35H171ZM174 36V35H173ZM172 36V37H173ZM179 36H181V35H179ZM179 36H176V37H179ZM201 36H205V35H201ZM216 36V35H215ZM225 36V35H224ZM234 36V35H233ZM233 36H231L230 35V37H232L233 38ZM256 36V35H255ZM24 37V36H23ZM95 37V38H96ZM101 37V36H100ZM104 37H107L108 38V35L106 36V35H104ZM113 37V38H114ZM212 37V36H211ZM221 37V36H220ZM227 37H228V35H227ZM236 37H238V36H236ZM235 37V38H236ZM242 37V36H241ZM254 37V36H253ZM252 37V38H253ZM260 37V34H259V36H258V38ZM264 36H262V38H263ZM19 38V37H18ZM40 38V39H39ZM46 38H48V37H46ZM99 38V37H98ZM113 38H109V39H113ZM149 38V37H148ZM170 38V37H169ZM195 38H196V36H195ZM197 38H199V37H197ZM196 38V39H197ZM217 38V37H216ZM223 38V40H224V37H222ZM226 38V37H225ZM229 38V37H228ZM240 38V37H239ZM255 38V37H254ZM8 39V38H7ZM25 39H26V37H25ZM87 39V38H86ZM100 39V38H99ZM104 39V38H103ZM134 39V38H133ZM156 39V38H155ZM175 39V38H174ZM215 39V38H214ZM218 39V38H217ZM220 39V38H219ZM219 39H218V42L217 43H219L220 41H219ZM231 39V38H230ZM237 39V38H236ZM264 39V38H263ZM21 40V39H20ZM179 40H181V41H183L181 38L179 39ZM220 40H222V39H220ZM227 40V39H226ZM231 40H233V39H231ZM235 40V39H234ZM239 40H241V39H239ZM245 40L246 41H248V40H250V41H252L250 38L247 40V38L245 37ZM258 40H260V38L258 39ZM23 41V40H22ZM22 41H20V42H22ZM49 41V40H48ZM48 41H46V42H48ZM87 41V40H86ZM145 41H147V40H145ZM185 41V40H184ZM212 41V40H211ZM215 40H213L211 43H213ZM227 41H229V39L227 40ZM237 41V40H236ZM235 41V42H236ZM246 41H244V42H246ZM255 41V40H254ZM93 42V41H92ZM134 42V41H133ZM139 42V41H138ZM153 42V41H152ZM158 42V41H157ZM208 42V41H207ZM221 42H223V41H221ZM226 42V41H225ZM229 42H231V41H229ZM238 42V41H237ZM241 42H242V40H241ZM260 42V41H259ZM261 42H263V40L261 41ZM260 42V43H261ZM33 43H32V46H33ZM123 45H122V44ZM161 43V42H160ZM169 43V42H168ZM180 43V42H179ZM209 43V42H208ZM234 43V42H233ZM239 43V42H238ZM248 43V42H247ZM246 43V44H247ZM252 43H253V41H252ZM257 43V42H256ZM31 44V43H30ZM38 44L36 45V47H38ZM94 44H95V42H94ZM151 44V43H150ZM156 44V43H155ZM159 44V43H158ZM183 44V43H182ZM190 44V43H189ZM224 44V43H223ZM227 44V43H226ZM229 44V43H228ZM227 44V45H228ZM236 44V43H235ZM241 44V43H240ZM249 44V43H248ZM248 44H247V46H248ZM20 45V44H19ZM125 45V46H124ZM153 45V44H152ZM184 45V44H183ZM214 45H216L215 43H214ZM231 45V44H230ZM229 45V46H230ZM253 45V44H252ZM39 46H40V44H39ZM84 46H87V50L85 51L84 50ZM114 45H111V44H109V45H107V47H113ZM139 46V45H138ZM161 46V45H160ZM210 46V45H209ZM218 45H216L215 47H217ZM238 46H240V45H238ZM242 46H244L243 45V43H242ZM255 47H256V45H254ZM258 46V45H257ZM19 47V46H18ZM94 47V46H93ZM194 47V46H193ZM201 47V46H200ZM208 47V46H207ZM227 47V46H226ZM233 47H235V45L233 46ZM241 47V46H240ZM245 47V46H244ZM243 47V48H244ZM249 47H251V46H249ZM262 47V46H261ZM15 48V47H14ZM32 48V47H31ZM90 48V49H89ZM126 48H125V50H126ZM137 48V47H136ZM161 48V47H160ZM165 48V47H164ZM168 48V47H167ZM195 48V47H194ZM194 48H190V50L191 49H193V52H194ZM210 48V47H209ZM231 48V47H230ZM237 48H239V47H237ZM17 49V48H16ZM38 49H40V48H38ZM110 49V48H109ZM113 49V48H112ZM179 49V48H178ZM187 49H188V47H187ZM196 49V48H195ZM215 49V48H214ZM219 49H221V48H219ZM227 49H228V47H227ZM235 49V48H234ZM233 49V50H234ZM240 49V48H239ZM254 49H256V50H260L259 48L257 49V48H253V50ZM32 50V49H31ZM30 50V51H31ZM153 50V49H152ZM164 50V49H163ZM180 50V49H179ZM200 50V49H199ZM224 50V49H223ZM232 50V52H236V49H235V51H233ZM238 50V49H237ZM247 50H248V48H247ZM251 50V49H250ZM40 55H41V57L43 58L42 59V61L41 62H39L38 64L36 63V65H35V70H34V74L36 75V79H35V83H38L37 85H38V89L36 90V93L38 94V101H36V104L38 105L36 108H35V110H34V113L37 115H39V116H43V117H45V120L47 121V118H48V116H55V117H59V119H60V113H61V115H63V117H64V119L67 121L68 120V116H69V113H70V115L72 116V112H75V111H78L79 113H80V116H77V119H78V117L80 118V121L82 122H86V127L84 126V128L83 129H81L83 132H85L84 131V129L86 130V132L84 133L85 134V137H84V139H82V140H78L79 141V143H77L78 145H79V153H78V157H82L85 153H86V151H87V149L88 148H90V147H93V148H95V150H96V152H97V154H99V156L100 155H102V154H104V156H105V154L107 153V154H110V153H108V152H106L105 153V151H106V149H101V148H105V146H107V142H109V140H106L105 142H106V144L104 145V146H100L101 145V142H100V144L97 142V141H95L94 139H93V123H92V121L89 119V118H86V117H84L83 115L85 114V112H86V110L87 109H82L81 107V109L82 110H79L74 104H75V102H74V104H73V101L71 102L70 100H68V98H67V96L65 97H63V94L62 95H59L60 94V92L58 91V89H57V93H56V88L60 85V87L62 86L61 84H59L55 89H54V84L56 85L57 83H55V82H60V79L59 78H57V77H59V76H57V77H51L50 76V72L51 71H53V72H55L54 71V66H53V62H54V64H55V62L56 63H58L57 62V60H59V59H57V60H55V61H53V62H50V60H53V59H50L49 58V55H47V51L46 50H44V47L43 48H41L40 50ZM71 53H73L72 55H73V59H78V56L76 55V52H74L72 49L71 50H69ZM131 51V50H130ZM166 51V50H165ZM192 51V50H191ZM196 51H198V50H196ZM207 51H208V49L207 50H205V53H207ZM221 51V50H220ZM227 51V50H226ZM226 51H225V53H226ZM249 51V50H248ZM18 52V51H17ZM23 52V51H22ZM60 52V51H59ZM69 52V53H70ZM108 52H110V51H108ZM190 52V51H189ZM199 52V54L201 53L200 51H198ZM197 52V53H198ZM203 53H204V51H202ZM211 52H212V50H211ZM232 52H230V54L232 53ZM253 52V51H252ZM257 52V51H256ZM261 52V51H260ZM58 53V52H57ZM57 53H56V55H57ZM68 53V54H69ZM140 53V52H139ZM196 53V52H195ZM194 53V54H195ZM202 53V54H203ZM204 53V54H205ZM216 53V52H215ZM215 53L213 52L212 54L213 55H215ZM218 53V52H217ZM221 53V52H220ZM225 53H224V55H225ZM240 53V55L243 53V52H238V54ZM245 53V52H244ZM250 53H251V51H250ZM255 53V52H254ZM254 53H253V55H254ZM259 53V52H258ZM262 53H263V51H262ZM61 55V53H58V55ZM141 54V53H140ZM157 54V53H156ZM186 54H188V53H186ZM191 54V53H190ZM208 54H209V52H208ZM219 54V53H218ZM234 56H235V54L234 53H232ZM238 54H236V55H238ZM247 54V53H246ZM245 54V55H246ZM260 55H261V53H259ZM8 54H7V52L4 50L3 51V59L2 60H0V108H4V109H6L11 115H13L15 118H16V121H17V124H18V126H19V131L21 132V136H22V143H23V150H24V153H25V159H24V161L21 163V164H19L17 167H16V169L13 171V173H12V176H13V178H14V184L12 185V190L8 193V195H7V197L3 200V201H1L0 202V215H2V211H1V206L3 205V204H7V203H10V202H12V201H14V200H17V199H19V197H20V195H21V193L24 191V183H25V179H28V170H29V168H30V148H29V142H28V133H27V129H26V125H25V123H24V121H23V118L21 117V115H20V112H19V109H18V102H17V100H16V98H15V96H16V94H17V92L19 91V85H18V83H16L15 81H12V78H11V76L10 75H7V73H6V71H5V66H4V59H6L8 56H7ZM64 55V54H63ZM71 55V56H72ZM139 55V54H138ZM174 55V54H173ZM184 55V54H183ZM183 55H181V56H183ZM193 55V54H192ZM196 55V54H195ZM207 55V54H206ZM217 55V54H216ZM221 55H222V53H221ZM227 55V54H226ZM247 55H250V54H247ZM263 55H264V53H263ZM263 55H261V56H263ZM55 56V55H54ZM67 56V55H66ZM125 56V57H124ZM128 56V55H127ZM142 56V55H141ZM177 56H179V55H177ZM185 56V55H184ZM199 56V55H198ZM204 57H205V55H203ZM209 56H210V54H209ZM59 58V56H55V58ZM61 57V56H60ZM147 57V56H146ZM195 57H197V56H195ZM194 57V58H195ZM201 58H202V56H200ZM204 57L202 58L203 60H204ZM214 57V56H213ZM226 57V56H225ZM241 57H243V55H241ZM251 57V56H250ZM182 58H184V57H182ZM187 58V57H186ZM188 58H189V56H188ZM199 58V57H198ZM197 58V59H198ZM206 58V57H205ZM211 58V57H210ZM215 58H216V56H215ZM214 58V59H215ZM218 58V57H217ZM220 58H223L224 60H225V58L224 57H220ZM228 58V57H227ZM235 58V57H234ZM237 58V57H236ZM235 58V60H240V58H237L236 59ZM247 58H249V57H247ZM246 58V59H247ZM255 58H258V55H257V57H255ZM260 58V57H259ZM128 59V58H127ZM165 59V58H164ZM185 59V58H184ZM196 59V58H195ZM195 59H193V57H192V60H191V57H190V59H188L189 61L191 60L192 62H194V60ZM211 59H213V58H211ZM222 59V60H223ZM232 59V58H231ZM242 59H244V58H242ZM251 59V58H250ZM252 59H254V58H252ZM262 59H264V57L262 58ZM49 60V61H48ZM61 60H62V57H61ZM128 60H131V59H128ZM127 60V61H128ZM147 60L149 61V58L147 57ZM167 60H169V59H167ZM187 60V59H186ZM200 60V58L198 59V61ZM210 60V59H209ZM217 60V59H216ZM245 60V59H244ZM63 61V60H62ZM126 61V60H125ZM126 61V62H127ZM140 61V60H139ZM157 61V60H156ZM190 61V62H191ZM197 61V60H196ZM198 61H197V63H198ZM202 61V60H201ZM212 61V60H211ZM210 61V62H211ZM247 61V60H246ZM252 61H254V60H252ZM50 62V63H49ZM133 62V61H132ZM142 62V61H141ZM150 62V61H149ZM167 62V61H166ZM205 62V61H204ZM207 62V63H206ZM205 63V65H203L204 66V68H205V66L208 64V61H206ZM242 62V61H241ZM247 62H251V61H247ZM256 62V61H255ZM258 62H259V60H258ZM52 63V64H51ZM144 63V62H143ZM142 63V64H143ZM171 63V62H170ZM185 63V62H184ZM197 63H195V65L197 64ZM201 63V65H202V63L203 62H200ZM216 63H217V61H216ZM231 63V61L229 62V65H231L230 64ZM235 63V62H234ZM237 63V62H236ZM235 63V64H236ZM260 63H262L261 62V59H260ZM65 64V63H64ZM128 64V63H127ZM129 64H131V66L133 65L132 63H129ZM147 64V63H146ZM219 64V63H218ZM223 64V63H222ZM234 64V65H235ZM60 65V64H59ZM168 65V64H167ZM174 65V64H173ZM178 65V64H177ZM198 65H200V64H197V66L196 67H199ZM214 65H216V64H214ZM213 65V66H214ZM220 65V64H219ZM244 65H245V63H244ZM247 65V64H246ZM251 65V64H250ZM255 65H259V64H255ZM61 66V68L63 67L62 66V64L60 65ZM78 66V65H77ZM136 67H137V65H135ZM135 66H134V68H135ZM146 66V65H145ZM144 66V67H145ZM185 66H188V65H185ZM203 66H201V69H203L202 67ZM212 66V65H211ZM210 66V68H212ZM222 66V65H221ZM221 66H219L220 67V69L222 68ZM225 66L227 67L228 66V63H227V65L225 64ZM233 66V65H232ZM236 66V65H235ZM234 66V67H235ZM76 67V66H75ZM193 67H195V66H193ZM195 67V68H196ZM208 68H209V65L207 66ZM229 67V66H228ZM233 67V68H234ZM250 67V66H249ZM249 67H247V68H249ZM64 68H66V66L64 67ZM147 68V67H146ZM164 68V67H163ZM200 68V67H199ZM237 68V67H236ZM246 68V69H247ZM256 68V67H255ZM264 68V67H263ZM137 69H139V67L137 68ZM136 68H135V70H137ZM161 69V68H160ZM197 69V68H196ZM195 69V70H196ZM213 69H217V67L215 68H213ZM213 69H212V71H213ZM219 69V70H220ZM245 69V68H244ZM245 69V70H246ZM251 69V68H250ZM257 69H258V67H257ZM40 70L42 71V74L40 73ZM95 70V69H94ZM112 70L114 71V70H116V71H114L113 73H112ZM148 70V69H147ZM151 70V69H150ZM176 70V69H175ZM174 70V71H175ZM194 70V71H195ZM198 70V69H197ZM204 70V69H203ZM211 70V69H210ZM221 70H223V69H221ZM232 69H230V71H231ZM259 70V69H258ZM257 70V71H258ZM260 70H263V69H260ZM259 70V71H260ZM60 71V70H59ZM68 71V70H67ZM123 71V72H124ZM133 71V72H132ZM132 73H134V69L132 68ZM140 71L141 70H138V71H135V72H137L136 74H134V75H137L138 74V72L140 73ZM152 71V70H151ZM170 71V70H169ZM202 71V70H201ZM200 71V72H201ZM209 71V70H208ZM216 71V70H215ZM218 71V70H217ZM229 70H227L226 71V74H227V72H228ZM247 71V70H246ZM254 71H255V69H254ZM53 72H51V73H53ZM57 72H58V70H57ZM95 72V74H97ZM119 72V71H118ZM122 72V71H121ZM130 72V73H131ZM165 72V71H164ZM179 72V71H178ZM190 72H192V71H190ZM206 72H207V69H206ZM205 72V73H206ZM214 72V71H213ZM225 72V71H224ZM223 72V73H224ZM262 72H264V71H262ZM56 73V72H55ZM120 73V72H119ZM130 73L128 74L129 76H130ZM141 73H143V71L141 72ZM141 73H140V76H141ZM147 73V71H145V73H143L144 74V76L143 77H147L146 74ZM150 73V72H149ZM153 73H154V71H153ZM198 73L199 72H195V74L198 76ZM204 72H201V74L202 75H205V74H203ZM210 73V72H209ZM214 73H216V72H214ZM220 73H221V71H220ZM155 74V73H154ZM171 74V73H170ZM194 74V75H195ZM218 75H219V71H218V73H217ZM226 74H224L225 76H226ZM231 74H233L232 72H231ZM253 74H255V73H253ZM258 74H259V72H258ZM263 74V73H262ZM74 75V74H73ZM93 75V73L91 74V76ZM105 75H103L104 77H97V75H95L96 77H97V79H95L96 80V82H97V80L99 81L100 80V82H102V84H101V89H100V87H99V92L97 91V92H95V88H93V90L91 89V91L89 90V97L91 96V100H90V98L88 97L87 98V96L86 95H88L87 93H84L83 91L81 92V93H84L83 94V98L85 99V103H87L88 105H89V102H88V100H90L91 101V105H89V106H92L93 108H94V110H96V111H98L102 116L104 115L105 117H107L108 116V112H111V111H103L105 108H106V106H108L109 104L107 103V99H106V90L105 89H107L108 90V88H106V84H105V78H107V76L105 77ZM108 75H110V74H108ZM115 75V73L112 75L113 77H117L118 75H117V72H116V75L117 76H114ZM125 75H126V73H125ZM149 75V74H148ZM172 75V74H171ZM195 75V76H196ZM202 75H200L199 77H202ZM229 75V74H228ZM239 76H240V74H238ZM238 75H237V77H238ZM245 75V74H244ZM264 75V74H263ZM52 76H54V75H52ZM80 76H82V75H80ZM84 76V75H83ZM111 76V75H110ZM111 76V77H112ZM150 76V75H149ZM156 76V75H155ZM192 76V75H191ZM194 76V77H195ZM208 76H211L210 74L208 75ZM214 75H212V77H213ZM217 76V75H216ZM221 76V75H220ZM224 76V77H225ZM234 76V75H233ZM243 76V75H242ZM258 76V75H257ZM256 76V77H257ZM35 77V76H34ZM93 77V76H92ZM91 77V78H92ZM95 77V78H96ZM112 77V78H113ZM132 77H133V75H132ZM142 77V78H143ZM187 77V76H186ZM189 77V76H188ZM187 77V78H188ZM223 77V76H222ZM221 77V78H222ZM229 77V76H228ZM230 77H232V76H230ZM236 77V76H235ZM81 78V77H80ZM80 78H78V79H80ZM84 78V77H83ZM94 78V77H93ZM112 78H111V80H112ZM119 78V77H118ZM118 78H116V79H118ZM131 78V77H130ZM134 78L136 79V78H139L138 77V75L135 77L134 76ZM149 78V77H148ZM186 78V79H187ZM198 78V77H197ZM203 78V77H202ZM201 78V79H202ZM214 78V77H213ZM233 78V77H232ZM231 78V79H232ZM246 78V77H245ZM247 78H249L248 76H247ZM246 78V79H247ZM62 79V78H61ZM71 79V78H70ZM78 79H77V82H78ZM82 79V78H81ZM80 79V80H81ZM108 79H109V77H108ZM113 79H115V78H113ZM122 79V78H121ZM120 78H119V80L120 81H122ZM145 79V78H144ZM150 79V78H149ZM157 79V78H156ZM155 79V80H156ZM191 79V78H190ZM207 79H210V78H208L207 77ZM242 79H244V77L242 78ZM245 79V80H246ZM18 80V79H17ZM16 80V81H17ZM56 80V81H55ZM74 80V79H73ZM79 80V81H80ZM158 80V79H157ZM168 80V79H167ZM216 80V79H215ZM224 80V79H223ZM234 81H236L235 79H233ZM239 80V79H238ZM237 80V81H238ZM250 80V79H249ZM70 81V80H69ZM75 81V80H74ZM82 81H84V80H82ZM81 81V82H82ZM109 81H110V79H109ZM120 81H112L111 82V86H112V91H114V101H115V104H117L118 105V108L119 109H117V110H119V114H120V118H121V115H122V117H125V120L127 119L128 121H123V123H122V125H121V127H122V129H120V130H122V131H118V130H116V132H119V133H116V134H118L117 135V137L119 136L121 139H122V141L123 142H125V143H127L126 145H128V149H133V150H127V147H126V150L129 152H133L134 153V158H133V156H132V160H130V162L131 161H134V162H137V164H139V162H140V164L141 165H144V166H147L148 164H153L155 161H153L152 159H153V156H151L150 157V159L151 160H149L148 158H147V156H149V155H147V148L149 147V151H150V146H148L147 147V142H145L144 140H143V142H141V140H139L138 141V139L136 138V132H135V129H134V126L133 127H131L132 125H130L131 123H129V125H130V127H128V126H126V124L127 123H125V122H132V119H131V121H129L130 120V118H134L135 116H134V114H136V113H134V111L132 110L134 107V104H135V102L133 101L134 99H133V97H136L134 94H132V93H130V90H128V92L126 93V94H124L123 95V92L120 94V92H118V90L120 89H118V87H119V82ZM126 81V80H125ZM134 81V80H133ZM137 81H139V79L137 80ZM183 81V80H182ZM200 81H202V80H200ZM203 81H204V78H203ZM202 81V82H203ZM207 81V80H206ZM211 81H212V79H211ZM218 81V80H217ZM220 81H222V80H220ZM226 81V80H225ZM229 81H231V80H229ZM228 81V82H229ZM236 81V82H237ZM244 81V80H243ZM254 81H256V80H254ZM86 82V81H85ZM104 82V83H103ZM135 83H136V81H134ZM151 82V81H150ZM189 82V81H188ZM209 82V81H208ZM208 82H206V84L208 83ZM233 82V81H232ZM239 82V81H238ZM248 82V81H247ZM253 82V81H252ZM34 83V84H35ZM54 83V84H53ZM65 83V82H64ZM82 83H84V82H82ZM106 83H108L107 82V80H106ZM120 83H122V82H120ZM215 83H217V82H215ZM220 83H223V82H220ZM234 83V82H233ZM232 83V84H233ZM258 83V82H257ZM52 84H53V88H51V86H52ZM66 84V83H65ZM95 84V83H94ZM99 84V83H98ZM98 84H95L96 86L98 85ZM129 84H131V82H129ZM148 84V83H147ZM171 84V83H170ZM179 84H180V82H179ZM183 84V83H182ZM245 84H246V82H245ZM249 84V83H248ZM254 84H255V82H254ZM260 84H262V83H260ZM259 84V85H260ZM72 85V84H71ZM135 85L136 84H134V87H132L131 85H130V87H132V88H135ZM140 84H137L136 85V87H137V89L138 90H140L139 89V86ZM173 85V84H172ZM207 85H210V83L209 84H207ZM212 85V84H211ZM214 85H216V84H213V87H214ZM221 84H219L218 83V86H220ZM226 85V84H225ZM229 85H231V84H229ZM234 85H235V83L233 84V86H229V88L230 87H234ZM80 86V85H79ZM79 86H77V87H79ZM84 87H85V85H83ZM100 86V85H99ZM121 86V85H120ZM170 86V85H169ZM218 86H216L217 88H219ZM63 87V86H62ZM61 87V88H62ZM73 87V86H72ZM98 87V86H97ZM108 87V86H107ZM110 87V86H109ZM123 87V89H124V86H122ZM146 87H147V85H146ZM173 87V86H172ZM171 87V88H172ZM222 87H224L223 85H222ZM241 87V86H240ZM249 87V86H248ZM252 87V86H251ZM251 87H250V89H251ZM261 87V86H260ZM61 88H59V89H61ZM75 88V87H74ZM89 88H91V87H89ZM128 88H129V85H128ZM158 88V87H157ZM156 88V89H157ZM215 88V87H214ZM259 88V87H258ZM71 89V88H70ZM78 89V88H77ZM80 89V88H79ZM160 89H161V87H160ZM175 89V88H174ZM177 89V88H176ZM191 89V88H190ZM207 89V88H206ZM211 89V88H210ZM222 89V88H221ZM224 89V88H223ZM236 89H238V88H236ZM242 89V88H241ZM246 89V88H245ZM55 90V91H54ZM62 90V89H61ZM67 90V89H66ZM131 90H135V89H131ZM142 90V89H141ZM214 90V89H213ZM216 90H218V89H216ZM215 90V91H216ZM225 90V89H224ZM223 90V91H224ZM232 90V89H231ZM234 91H235V88L233 89ZM239 90V89H238ZM243 90V89H242ZM256 90V89H255ZM260 89H258V91H259ZM262 90V89H261ZM73 91V90H72ZM75 91V90H74ZM122 91V90H121ZM136 91V90H135ZM135 91H133V93L135 92ZM163 91V90H162ZM178 91V90H177ZM65 91L63 90V93H64ZM69 92V91H68ZM126 92V91H125ZM124 92V93H125ZM147 92V91H146ZM164 92V91H163ZM180 92V91H179ZM227 92V91H226ZM236 92H239V91H236ZM235 92V94H237ZM245 92V91H244ZM67 92H65V94H66ZM75 93V92H74ZM112 93V92H111ZM136 94H137V92H135ZM158 93H160L159 91H158ZM183 93V92H182ZM223 93V92H222ZM229 93V92H228ZM231 93V92H230ZM229 93V94H230ZM241 92H239L238 94H240ZM249 93V92H248ZM56 94H58V96L59 97H57V98H55L57 95ZM109 94V93H108ZM138 94H139V92H138ZM180 94V93H179ZM232 94V93H231ZM245 94H246V92H245ZM244 94V95H245ZM56 95V96H55ZM73 95V94H72ZM141 94H139L138 95V97L140 96ZM143 95V94H142ZM199 95V94H198ZM240 95H242V94H240ZM243 95V96H244ZM249 95V94H248ZM55 96V97H54ZM60 96H62V99H61V97ZM109 96V95H108ZM177 96H178V94H177ZM192 96V95H191ZM197 96V95H196ZM201 96H203L202 94H201ZM232 96V95H231ZM242 96V97H243ZM246 96H247V94H246ZM262 96V95H261ZM124 97V99L125 100H122V98ZM137 97V98H138ZM144 97V96H143ZM148 97H150V96H148ZM192 97H194V96H192ZM240 97V96H239ZM245 97V96H244ZM65 98H67V100H65ZM71 98V97H70ZM136 98V99H137ZM155 98V97H154ZM184 98H186V97H184ZM202 98V97H201ZM259 98H262V97H259ZM135 99V100H136ZM144 99V98H143ZM163 99V98H162ZM191 99V98H190ZM202 99H204V98H202ZM215 99V98H214ZM255 99V98H254ZM71 100H72V98H71ZM80 100V99H79ZM110 100V99H109ZM138 100V99H137ZM140 100H141V98H140ZM150 100V99H149ZM156 100V99H155ZM192 100V99H191ZM225 100V99H224ZM82 101V100H81ZM142 101V100H141ZM163 101H167V100H163ZM194 101V100H193ZM196 101V100H195ZM228 101H230V100H228ZM22 102V101H21ZM77 102H79V101H77ZM109 102V101H108ZM112 102V101H111ZM168 102V101H167ZM166 102V103H167ZM198 102V101H197ZM225 102H227V101H225ZM150 103V102H149ZM239 103V102H238ZM242 103H244V102H242ZM108 104V105H107ZM136 104H137V102H136ZM193 104V103H192ZM202 104V103H201ZM223 104V103H222ZM221 104V105H222ZM230 104V103H229ZM78 105V104H77ZM188 105V104H187ZM247 105V104H246ZM112 106H113V104H112ZM136 106V105H135ZM138 106V105H137ZM146 106V105H145ZM104 107V109L101 111V110H99V109H101V108H103ZM115 107V106H114ZM126 107V108H125ZM130 108V110H129V108ZM133 107V108H132ZM186 107V106H185ZM195 107V106H194ZM198 107V106H197ZM215 107V106H214ZM213 107V108H214ZM238 107V106H237ZM252 107H254V109H257L258 111L260 110L259 108H257L256 106H252ZM92 108V109H93ZM109 108V107H108ZM108 108H106L107 110H108ZM110 108H112V107H110ZM144 108V107H143ZM148 108V107H147ZM151 108V107H150ZM199 108V107H198ZM206 108V107H205ZM229 108V107H228ZM247 108V107H246ZM23 109V108H22ZM127 109V110H126ZM139 109V108H138ZM137 109V110H138ZM200 109V108H199ZM233 109H234V107H233ZM262 109V108H261ZM135 110H136V108H135ZM161 110V109H160ZM187 110L192 114V116H193V118L196 120V118H195V116H194V114H193V112H192V110L190 109V107L188 106L187 107ZM206 110H208V109H206ZM210 110V109H209ZM246 110V109H245ZM96 111H94V112H96ZM113 111H115V110H113ZM125 111H131L130 113L129 112H127L126 114L124 113ZM139 111H140V109H139ZM171 111L173 112V108H171ZM201 111V110H200ZM210 111H212V109L210 110ZM217 111V110H216ZM77 112V113H78ZM117 112V111H116ZM264 112V111H263ZM112 113V112H111ZM137 113H139V112H137ZM141 113V112H140ZM140 113L138 114V115H136V118H137V116H139L140 115ZM171 113V112H170ZM216 113V112H215ZM217 113H218V111H217ZM243 113V112H242ZM247 113V112H246ZM252 113H253V111H252ZM251 113V114H252ZM260 113V112H259ZM244 114V113H243ZM74 115H75V117H76V112L74 113ZM74 115H73V117H74ZM114 116H116L115 114H113ZM124 115V116H123ZM143 115V114H142ZM149 115V114H148ZM151 115V114H150ZM171 115V114H170ZM173 115V114H172ZM203 115V114H202ZM218 115V114H217ZM248 115H249V113H248ZM253 115V114H252ZM70 116V117H71ZM112 115H110L109 114V116H108V118L109 117H111ZM204 116V115H203ZM245 116V115H244ZM250 116V115H249ZM248 116V117H249ZM72 117V120L75 118H73ZM113 117V116H112ZM162 117V116H161ZM186 117V116H185ZM224 117V116H223ZM258 117V116H257ZM139 118H140V116H139ZM190 118V117H189ZM192 118V119H193ZM211 118V117H210ZM227 118V117H226ZM225 118V119H226ZM69 119H71V118H69ZM112 119V118H111ZM115 119H116V117H115ZM154 119V118H153ZM161 119V118H160ZM191 119V118H190ZM208 119V118H207ZM250 119V118H249ZM252 119V118H251ZM55 120V119H54ZM53 120V121H54ZM74 120H76V119H74ZM114 120V119H113ZM122 120H124V118L122 119ZM189 120V119H188ZM210 120V119H209ZM213 120V119H212ZM227 120V119H226ZM264 120V119H263ZM77 121V120H76ZM75 121V122H76ZM118 121V120H117ZM137 121V120H136ZM147 121V120H146ZM146 121H145V123H146ZM172 121H174V119L172 120ZM197 121V120H196ZM234 122H236V123H238L237 121H235V120H233ZM255 121V120H254ZM51 122H52V120H51ZM58 122V121H57ZM56 122V123H57ZM71 122V121H70ZM80 122V123H81ZM82 122V123H83ZM111 122H114V121H112L111 120ZM120 122H122V121H120ZM208 122V121H207ZM207 122H205V124L207 123ZM214 122V121H213ZM257 123H258V121H256ZM260 122V121H259ZM263 122V121H262ZM151 123V122H150ZM165 123V122H164ZM194 123V122H193ZM221 123V122H220ZM224 123H226V122H224ZM233 123V122H232ZM255 123V122H254ZM52 124V123H51ZM55 124V123H54ZM72 124H75L74 122L72 123ZM79 124V123H78ZM113 124H115V122L113 123ZM121 124V123H120ZM133 124V123H132ZM134 124H136V123H134ZM155 124H157V123H155ZM239 124V123H238ZM241 124H243V123H241ZM45 125H46V123H45ZM48 125H50V124H48ZM59 125V124H58ZM128 125V124H127ZM174 125H176V123L174 124ZM190 125V124H189ZM240 125V124H239ZM44 126V125H43ZM54 126H57V125H54ZM82 126V124L79 126V127H81ZM112 123H110V130L111 129H113L114 127H115V125L113 126V128H112ZM117 126V125H116ZM120 126V125H119ZM191 126V125H190ZM194 126V125H193ZM196 126V125H195ZM211 126V125H210ZM246 126V125H245ZM249 126H250V124H249ZM28 127V126H27ZM39 127V126H38ZM140 127V126H139ZM148 127V126H147ZM176 127V126H175ZM177 127H179V126H177ZM206 127V126H205ZM135 128H137V126L135 127ZM157 128V127H156ZM159 128V127H158ZM198 128V127H197ZM223 128H225V127H223ZM233 128V127H232ZM236 128H238L239 129V127H236ZM249 128V127H248ZM56 129V128H55ZM139 129V128H138ZM137 129V130H138ZM151 129V128H150ZM167 129V128H166ZM182 129V128H181ZM202 129V128H201ZM229 129H230V127H229ZM252 129H254V127H252ZM260 129V128H259ZM49 130V129H48ZM80 130V131H81ZM114 130H115V128H114ZM178 130V129H177ZM197 130V129H196ZM235 130V129H234ZM243 130H244V128H243ZM261 130V129H260ZM81 131V132H82ZM113 131V130H112ZM146 131H148V130H146ZM151 131V130H150ZM156 131H158V129L156 130ZM204 131V130H203ZM250 131V130H249ZM257 131V130H256ZM159 132V131H158ZM212 132V131H211ZM214 132V131H213ZM231 132H233L232 130H231ZM242 132V131H241ZM263 132V131H262ZM42 133V132H41ZM49 133H51V132H49ZM53 133V132H52ZM51 133V134H52ZM104 132H102V134H103ZM109 133V132H108ZM122 135H121V134ZM147 133V132H146ZM215 133V132H214ZM237 133V132H236ZM246 133V132H245ZM250 133V132H249ZM248 133V134H249ZM113 134H115L114 133V131L112 132V137H113ZM141 134V133H140ZM169 134V133H168ZM254 134V133H253ZM260 134V133H259ZM104 135V134H103ZM106 135V134H105ZM202 135V134H201ZM215 135V134H214ZM251 135V134H250ZM254 135H256V134H254ZM258 135V134H257ZM263 135V134H262ZM262 135H261V137H262ZM197 136V135H196ZM205 136V135H204ZM100 137H102V135H100ZM103 137H106V136H103ZM114 137H115V135H114ZM118 137V139H119V141L121 140L120 138ZM155 137V136H154ZM193 137V136H192ZM214 137V136H213ZM251 138L253 137V136H250ZM258 137V136H257ZM256 137V138H257ZM78 138V137H77ZM98 138V137H97ZM221 138V137H220ZM224 138H226V140L229 138V137H223V139ZM263 138H264V136H263ZM79 139V138H78ZM103 139V138H102ZM112 139H114L115 140V138H111V141H112ZM152 139V138H151ZM212 139V138H211ZM222 139V138H221ZM234 139V138H233ZM233 139H231L230 141L231 142H233L234 140ZM237 139H240V137L238 138L237 137ZM236 139V140H237ZM243 139H245V138H243ZM247 139V138H246ZM105 140V138L103 139V141ZM113 140V141H114ZM192 140V139H191ZM195 140V139H194ZM201 140V139H200ZM218 140V139H217ZM233 140V141H232ZM235 140V141H236ZM241 140V139H240ZM251 140V139H250ZM116 141V140H115ZM114 141V142H115ZM119 141H118V144H119ZM205 141V140H204ZM229 141V142H230ZM235 141H234V143H235ZM237 141H239V140H237ZM247 141V140H246ZM105 142H103L102 144H104ZM113 142V143H114ZM117 142V141H116ZM123 142H122V144H123ZM212 142V141H211ZM217 142H220V141H216V143ZM222 142H224V141H222ZM221 142V143H222ZM227 142H228V140H227ZM241 143L242 142H245V141H240ZM257 142V141H256ZM262 142V141H261ZM124 143V144H125ZM152 143V142H151ZM176 143V142H175ZM202 143V142H201ZM236 143H238V142H236ZM241 143H238V144H241ZM246 143V142H245ZM250 143V142H249ZM254 142H251L250 143V145L252 144V145H255L256 143H254ZM263 143V142H262ZM109 144V143H108ZM117 144V143H116ZM117 144V146H119ZM120 145V147H118V148H120V154L123 156V160H124V158H125V162L124 163H126V164H128V161L126 160V158L127 157H125V155H126V153L124 154V152H122V146H124V145ZM149 144V143H148ZM224 143H222V144H219V145H222V147H224V145H223ZM227 144H230V143H227ZM248 144V143H247ZM247 144H245V145H247ZM259 144H260V141H259ZM259 144H256V145H259ZM110 145V144H109ZM164 145V144H163ZM218 145V146H219ZM232 145V144H231ZM231 145H229V146H231ZM236 145V144H235ZM111 146V145H110ZM113 146V145H112ZM152 146H154V145H152ZM202 146H204V145H202ZM217 146V145H216ZM225 146H226V144H225ZM234 146V145H233ZM238 146H240V145H238ZM248 146H249V144H248ZM262 147H263V145H261ZM116 147V146H115ZM156 147V146H155ZM164 147H165V145H164ZM221 147V146H220ZM221 147V148H222ZM246 147V146H245ZM259 147H260V145H259ZM110 148V147H109ZM108 148V149H109ZM175 148V147H174ZM202 148V147H201ZM206 148V147H205ZM226 148L228 149V147L226 146ZM225 148V149H226ZM232 148V147H231ZM230 148V149H231ZM241 148H242V146H241ZM250 149H251V146L249 147ZM248 148V149H249ZM256 148V147H255ZM155 149V148H154ZM211 149V148H210ZM223 149V148H222ZM247 149V148H246ZM104 150V151H103ZM116 150V149H115ZM124 150H125V148H124ZM126 150H125V152H126ZM172 150V149H171ZM197 150H198V148H197ZM196 150V151H197ZM217 150V149H216ZM229 150V149H228ZM118 151V150H117ZM175 151V150H174ZM208 151V150H207ZM224 151V150H223ZM239 151V150H238ZM249 151V150H248ZM258 151V150H257ZM260 151V150H259ZM264 151V150H263ZM155 152V151H154ZM230 152V151H229ZM233 152V151H232ZM232 152H231V154H232ZM242 152V151H241ZM251 152H253V151H251ZM131 153L129 154L130 156H131ZM205 153V152H204ZM209 153V152H208ZM224 153V152H223ZM223 153H221V154H223ZM227 153V152H226ZM244 153V152H243ZM247 153V152H246ZM245 153V154H246ZM116 154H117V152L115 151V153H114V155L116 156ZM124 154V155H123ZM170 154H171V152H170ZM247 154H251V153H247ZM263 154V153H262ZM113 155V154H112ZM120 155V156H121ZM128 155V154H127ZM210 155V154H209ZM256 155V154H255ZM107 156V155H106ZM121 156V157H122ZM130 156H128V157H130ZM183 156V155H182ZM212 156V155H211ZM215 156V155H214ZM222 156H224V155H222ZM229 156V155H228ZM232 157L231 158H235V157H233V155H231ZM238 156V155H237ZM112 157V156H111ZM154 157H156V156H154ZM174 157V156H173ZM176 157V156H175ZM209 157V156H208ZM230 157V156H229ZM105 159L106 158H108V157H104ZM221 158V157H220ZM225 158V157H224ZM249 158V157H248ZM251 158V157H250ZM255 158V157H254ZM264 158V157H263ZM122 159V158H121ZM222 159V158H221ZM226 159V163H227V158H225ZM102 160H104V159H102ZM129 160V159H128ZM171 161H172V158L170 159ZM230 160H232V159H230ZM257 160V159H256ZM106 161V160H105ZM127 161V162H126ZM174 161H175V158H174ZM177 161V160H176ZM213 161H215V160H213ZM233 161V160H232ZM234 161H235V159H234ZM234 161L232 162L233 164H234ZM107 162V161H106ZM129 162V163H130ZM190 162V161H189ZM210 162V161H209ZM231 162V161H230ZM229 162V163H230ZM254 162V161H253ZM256 162V161H255ZM109 163V162H108ZM112 163V162H111ZM111 163H109L110 165H111ZM214 163V162H213ZM220 163V162H219ZM243 163H245V162H243ZM249 163V162H248ZM262 163V162H261ZM263 163H264V161H263ZM113 164V163H112ZM134 164V163H133ZM136 164V163H135ZM136 164V165H137ZM154 164H156V163H154ZM171 164V163H170ZM177 164V163H176ZM175 164V165H176ZM208 164V163H207ZM215 164V163H214ZM231 164V163H230ZM242 164V163H241ZM107 165V164H106ZM109 165V166H110ZM129 165V164H128ZM132 165V164H131ZM136 165H135V167H136ZM151 165H149V166H151ZM213 165V164H212ZM211 165V166H212ZM217 165V164H216ZM236 165V164H235ZM249 165V164H248ZM247 165V166H248ZM255 165H258V164H256L255 163ZM249 166V168L250 167H256V166ZM143 166V167H144ZM149 166H147V167H149ZM153 166V165H152ZM172 166V165H171ZM174 166V165H173ZM185 166V165H184ZM192 166H194V165H192ZM223 166V165H222ZM240 166V165H239ZM242 166V165H241ZM246 166V165H245ZM260 166L261 165H258L257 167L258 168H260ZM128 167V166H127ZM135 167H133V168H135ZM146 167V168H147ZM176 167V166H175ZM220 167V166H219ZM256 167V168H257ZM145 168V167H144ZM154 168H155V165H154ZM172 168V167H171ZM170 168V169H171ZM177 168H178V165H177ZM189 168H190V166H189ZM213 168V167H212ZM225 168H227V167H225ZM246 168H248V167H246ZM262 168H264L263 166H262ZM112 169H118L119 171H120V173H121V176L124 178V176H123V172H122V170H121V168L119 167H115V166H112ZM141 169V168H140ZM150 169V171H151V169L152 168H149ZM149 169H146V170H148L149 171ZM234 169V168H233ZM245 169V168H244ZM117 170V171H118ZM130 170V169H129ZM136 170V169H135ZM144 170V169H143ZM155 170V169H154ZM182 170V169H181ZM193 170V169H192ZM214 170V169H213ZM243 170V169H242ZM68 171V170H67ZM70 171V170H69ZM176 171V170H175ZM220 171V170H219ZM247 171V170H246ZM155 172V175H156V171H154ZM185 172V171H184ZM222 172V171H221ZM241 172H243V171H241ZM249 172H251L250 170H249ZM136 173H138V172H135L134 174L136 175ZM169 173H170V171H169ZM181 173H182V171H181ZM180 173V174H181ZM73 174H75V175H77V174H79V171L76 169L74 172H73ZM140 174V173H139ZM138 174V175H139ZM143 174V173H142ZM179 174V175H180ZM220 175H221V173H219ZM223 174V173H222ZM231 174H233V173H231ZM65 175V174H64ZM81 175V174H80ZM144 175V174H143ZM146 175H147V173H146ZM149 175H151L150 173H149ZM170 176L172 175L171 173L169 174ZM168 175V176H169ZM178 175V174H177ZM137 176V175H136ZM157 176V175H156ZM222 176V175H221ZM238 176H241V175H238ZM238 176H236V177H238ZM66 177V176H65ZM65 177H64V179H65ZM122 177H121V179H122ZM135 177V176H134ZM153 177H154V173H153ZM171 177H173V176H171ZM177 177H179V176H177ZM181 177H182V175H181ZM180 177V178H181ZM187 177V176H186ZM189 177H190V174H189ZM259 177V176H258ZM264 177V176H263ZM67 178V177H66ZM145 178H147L146 176H145ZM219 178H221V177H219ZM227 178V177H226ZM234 178V177H233ZM240 178V177H239ZM254 178V177H253ZM72 179H74V178H72ZM139 179H141V181H142V177L141 178H139ZM150 178H148V180H149ZM155 179H158V178H156L155 177ZM155 179H153V181H155ZM171 179V178H170ZM173 179H175V178H173ZM188 179V178H187ZM216 179V178H215ZM241 179V178H240ZM134 180H136V179H134ZM147 180V181H148ZM181 180H182V178H181ZM189 180V179H188ZM221 180V179H220ZM223 180V179H222ZM235 180H236V182H238L237 181V179L235 178ZM245 180V179H244ZM264 180V179H263ZM132 181H133V179H132ZM146 181V180H145ZM143 182V183H146V182ZM156 181H158V180H156ZM167 181H169V177H168V180ZM171 181V180H170ZM223 181H225V179L223 180ZM256 181V180H255ZM68 182V181H67ZM137 182V181H136ZM139 182H140V180H139ZM148 182H150V181H148ZM151 182H152V180H151ZM150 182V183H151ZM189 182V181H188ZM191 182V181H190ZM190 182L188 183V185L190 186ZM222 182V181H221ZM235 182V183H236ZM240 182V181H239ZM259 182V181H258ZM98 183H100L99 181H98ZM142 182H140V185H139V190H143V189H141L142 187H141V184ZM153 183V182H152ZM152 183H151V185H152ZM155 183V182H154ZM158 183V182H157ZM178 183H182L181 181H179ZM193 183H195L194 181H193ZM214 183V182H213ZM226 183V182H225ZM230 183V182H229ZM67 184V183H66ZM134 184V183H133ZM132 184V185H133ZM167 184V183H166ZM170 184H172V182L171 183H168L167 184V186L168 185H170ZM184 184V183H183ZM237 184V183H236ZM239 184V183H238ZM67 185H69V184H67ZM94 185V184H93ZM97 185H100V184H97ZM144 185H149L148 186V188L147 189H149V188H151L150 186V184H144ZM155 185H156V183H155ZM155 185L153 184V186L155 187ZM182 185V184H181ZM217 185H218V183H217ZM240 185V184H239ZM243 185V184H242ZM248 185V184H247ZM70 186V185H69ZM129 186V185H128ZM134 186V185H133ZM143 186V185H142ZM172 186H173V184H172ZM170 187V189L171 188H173V187ZM183 186V185H182ZM204 186V185H203ZM214 186H216V185H214ZM224 186H225V184H224ZM224 186H223V192H224ZM238 186V185H237ZM236 186V187H237ZM124 187H126V186H124ZM144 187V186H143ZM184 187V189H186L185 188V186H183ZM191 187V186H190ZM189 187V188H190ZM219 187V186H218ZM217 187V188H218ZM244 187V186H243ZM63 188H65V187H63ZM68 188V187H67ZM123 188V187H122ZM156 188V190H158L157 189V187H155ZM175 188V187H174ZM193 188H194V184H193ZM192 188V189H193ZM204 188V187H203ZM221 188V187H220ZM219 188V189H220ZM228 188V187H227ZM232 188V187H231ZM70 189H71V187H70ZM104 189V188H103ZM101 187H99V186H96V187H93V188H91L90 189V191H88L89 192V195H88V193L86 194V195H88V198L86 199V202H85V204H86V206H87V208L90 210V211H92V213L93 212H95L96 211V209L97 208H100L99 210H101V209H103L104 210V212H101V214H93L94 216H96V218L101 222V224H102V230L99 232V234L94 238V241L95 242H101V243H103L104 244V242L106 243V242H108V246H109V248H110V253H111V258L109 259V261L107 260V262H108V264H121V261H120V246L121 245H123V243L125 242V240H124V238L122 237V235H121V233H120V231H119V229L117 228V226H116V223H115V220H114V218H113V216H112V212H110V207H109V205H107L106 204V195H105V192H104V190H103ZM133 189V188H132ZM146 189V188H145ZM153 189V188H152ZM167 189H169V188H167ZM191 189V188H190ZM237 189V188H236ZM245 189V188H244ZM125 190H127V193H125L126 191H124V193H125V195L127 194V195H130V197L132 198V196H131V192H130V187H128L127 189H125ZM138 190V191H139ZM156 190L154 189V190H152L151 191V189H149V193L147 192V190L145 191V193H144V195H143V191L141 192V194H140V191H139V194L136 192V194H135V197H133V211H132V216L134 217V232H135V234H134V236L133 237H135V238H137V240H139V242H138V244L137 245H139L141 248H140V257L141 258H143V260L145 261V262H147V264H149V259H148V256L145 254V252H146V250H148V247L147 246H145V251H142V245H146V243H145V240L143 239V237H144V228H145V223H143V221H144V215L143 214H150V226H151V229H152V231H153V236H154V247H153V256H152V262H154V264H162V262H164L165 261V259H168L167 258V256L165 257V258H161V253H163L164 251H165V249H166V247L168 246L169 247V245H170V242L171 241H173L172 240V238H173V232H177V230H178V228H179V230L178 231H183L184 233H188V232H191V235H189V234H183L182 236H181V238H180V235H179V237L178 236H176L177 238H180L179 240H175V241H178V242H176V246H175V250H173V251H171L170 252V254H167L168 256H171L172 257V255L174 256V257H172V262H171V264H186L187 263V260H186V262H185V255H188V253H190L191 255H192V253L189 251V247H191L192 245H190V240L192 239V236H193V233H196L194 230H195V228H196V226H197V228H198V225H195V223L196 222H198L197 220L195 221V216H193L194 218H191V222H190V225L192 224V226L191 227H188L189 229H187V224H188V219H190V215L189 216H186L185 215V211L187 212V210H184L183 211V209H185L184 207H183V209H181V208H177V206H178V204H177V206L176 205H174V203L172 204H170V201L171 200H174L175 198H178L176 195H178V194H173L172 193V190H170L169 192H166L167 194L168 193H172L173 195H175V198H173L172 197V199L170 198V199H168V201H169V204H168V202H167V206H166V208L163 206V204L160 202V200H159V195H158V193L156 192ZM175 190H177V189H174V191ZM194 190H196V188L194 189ZM194 190H192L193 192L192 193H195V191ZM205 190V189H204ZM203 190V191H204ZM240 190H243V189H240ZM240 190H238V191H240ZM249 190V189H248ZM251 190H253V189H251ZM75 191V190H74ZM168 191V190H167ZM173 191V192H174ZM221 191V190H220ZM255 191V190H254ZM257 191V190H256ZM147 192V193H146ZM176 192V191H175ZM184 192V191H183ZM250 192V191H249ZM259 192V191H258ZM257 192V193H258ZM120 193V192H119ZM133 193H135V192H133ZM132 193V194H133ZM185 193H186V191H185ZM239 193V192H238ZM246 193L248 194V191H246ZM69 194V193H68ZM184 194V193H183ZM196 194V193H195ZM194 194V195H195ZM214 194H215V192H214ZM217 194V193H216ZM225 194V193H224ZM245 194V193H244ZM250 194V193H249ZM248 194V195H249ZM255 194V193H254ZM253 193H252V195L253 196H255ZM260 194V193H259ZM259 194H257V195H259ZM262 195H263V193H261ZM260 194V195H261ZM169 195V194H168ZM167 195V196H168ZM243 195V194H242ZM256 195V196H257ZM121 196V195H120ZM123 196V195H122ZM139 196H142L143 198H145L146 200L147 199H149L150 198V204L151 205H147V203H146V205H143V206H141L142 204H140V200H139ZM196 196V195H195ZM264 196V195H263ZM85 197V196H84ZM87 197V196H86ZM129 197V198H130ZM169 197V196H168ZM171 197V196H170ZM184 195L182 196V199H184ZM191 197H192V195H191ZM194 197V196H193ZM192 197V198H193ZM215 197V196H214ZM251 197V196H250ZM260 197H262V196H260ZM109 198V197H108ZM187 198V196L185 197V199ZM219 198V197H218ZM217 198V199H218ZM225 198V197H224ZM228 198H229V196H228ZM248 198V197H247ZM253 198H255V197H253ZM257 199L259 198L258 196L256 197ZM255 198V199H256ZM82 199H83V197H82ZM179 199V198H178ZM181 199V200H182ZM263 199V198H262ZM128 200V199H127ZM129 200H131V199H129ZM142 200V199H141ZM180 200V201H181ZM225 200V199H224ZM250 200V199H249ZM253 200V199H252ZM251 200V201H252ZM108 201V200H107ZM111 201V200H110ZM176 201V200H175ZM174 201V202H175ZM178 201V200H177ZM177 201L175 202V203H177ZM179 201V202H180ZM183 201V200H182ZM181 201V202H182ZM195 201L197 202V200L195 199ZM227 202H228V200H226ZM229 201H230V199H229ZM238 201V200H237ZM255 201V200H254ZM80 202V201H79ZM109 202V201H108ZM149 202V201H148ZM173 202V201H172ZM184 202V201H183ZM183 202L181 203L182 205H183ZM192 202V201H191ZM194 202V201H193ZM196 202H194L195 204H196ZM218 202V201H217ZM220 202V201H219ZM245 202V201H244ZM50 203V202H49ZM52 203V202H51ZM143 203V202H142ZM185 203V202H184ZM187 203H188V201H187ZM240 203V202H239ZM256 203H257V201H256ZM260 203H262V202H259V205H260ZM109 204V203H108ZM195 204H193L192 206L193 207H195ZM224 204V203H223ZM228 204H230V203H227L226 204V206L228 205ZM241 204H242V202H241ZM245 204V203H244ZM78 205H79V203H78ZM173 207H172V206ZM179 205H180V203H179ZM261 205H263V204H261ZM181 206V205H180ZM184 206V205H183ZM185 206H187V204L185 205ZM129 207V206H128ZM217 207H219V206H217ZM221 207V206H220ZM224 207V206H223ZM230 207V206H229ZM241 207V209L243 208V207H245L244 205H243V207L242 206H240ZM247 207V206H246ZM249 207H251V206H249ZM195 208H197V205H196V207ZM195 208H193L192 210L194 211H196V212H191V214H196V213H199V212H197V209H195ZM232 208V207H231ZM239 208V207H238ZM252 208H254V207H252ZM256 208V207H255ZM181 209V210H180ZM228 209V208H227ZM240 209V208H239ZM240 209V210H241ZM246 209V208H245ZM245 209H244V212H246L245 211ZM261 209V208H260ZM259 209V210H260ZM54 210V209H53ZM52 210V211H53ZM98 210V209H97ZM179 210V211H178ZM216 210V209H215ZM222 210L223 211H226V210H224V208H222ZM239 210V212H242V211H240ZM247 210H249V209H247ZM48 211V210H47ZM264 211V209L262 210V212ZM230 213L232 212L231 210L229 211ZM248 212H250V211H248ZM251 212H253V211H251ZM96 213H98V212H96ZM99 213H100V211H99ZM177 213H179V214H177ZM224 214H225V212H223ZM227 213H228V211H227ZM226 213V214H227ZM182 214V215H181ZM183 214L185 215V217L183 216ZM188 214V213H187ZM223 214V215H224ZM242 214V213H241ZM245 214H247V213H245ZM249 214V213H248ZM252 213H250V215H251ZM254 214H255V212H254ZM52 215V214H51ZM92 215V216H93ZM129 215V214H128ZM216 215V214H215ZM219 215H221V214H219ZM222 215V216H223ZM243 215H244V213H243ZM197 216V215H196ZM203 216L204 215H202V218H203ZM253 216V215H252ZM52 217V216H51ZM53 217H54V215H53ZM56 217V216H55ZM79 216H77V218H78ZM169 217H170V220H169ZM198 217V216H197ZM257 217H259V216H257ZM199 218V217H198ZM197 218V219H198ZM204 218H206L205 216H204ZM51 219V218H50ZM58 219V218H57ZM91 219V218H90ZM230 219V218H229ZM238 219V218H237ZM257 219V218H256ZM255 219V220H256ZM264 219V218H263ZM55 220V219H54ZM78 220V219H77ZM128 220V219H127ZM166 220V221H165ZM224 220H225V217H224ZM202 221H204L203 219H202ZM243 221V224L245 223V221H246V219H245V221L244 220H242ZM248 221H250V220H248ZM261 221V220H260ZM263 221V220H262ZM51 222V221H50ZM54 222V221H53ZM213 222V221H212ZM218 222H219V220H218ZM235 222H238V220L236 221V219H235ZM56 223V222H55ZM54 223V224H55ZM90 223V222H89ZM221 223L223 224L224 223V221H223V217H222V220H221ZM246 223H248V222H246ZM252 223V222H251ZM262 223H264V222H262ZM261 223V224H262ZM141 224V225H140ZM198 224V223H197ZM204 224V223H203ZM212 224V223H211ZM220 224V223H219ZM225 224V223H224ZM256 224V223H255ZM259 224V223H258ZM240 225V224H239ZM249 225V224H248ZM251 225H253V224H251ZM79 226V225H78ZM242 226V225H241ZM54 227V226H53ZM53 227H52V229H53ZM87 227V226H86ZM90 227V226H89ZM237 227V226H236ZM248 227V226H247ZM261 227V226H260ZM79 228V227H78ZM174 228L176 229V231H174ZM196 228V229H197ZM202 228H204V226L202 227ZM202 228H201V230H202ZM217 228V227H216ZM240 228V227H239ZM55 229H57V228H55ZM126 229V228H125ZM212 229V228H211ZM257 229V228H256ZM46 230H48V229H46ZM44 231V230H43ZM53 231V230H52ZM181 231V232H182ZM196 231H198V230H196ZM202 232V231H201ZM209 232H210V230H209ZM254 232V231H253ZM42 233H44V232H42ZM45 233H47V231L45 232ZM54 233V232H53ZM180 233V232H179ZM199 233V232H198ZM81 234V233H80ZM175 234V233H174ZM258 234V233H257ZM177 235H178V233H177ZM187 235V236H186ZM189 235V236H188ZM195 235V234H194ZM211 235V234H210ZM259 235L260 234H258V236L256 235V237L258 238L259 237ZM88 236L89 237H91L90 235H89V232H88ZM213 236V235H212ZM217 236H219V235H217ZM224 236V235H223ZM244 236V235H243ZM261 236H264V235H261ZM82 237V236H81ZM195 237H197V236H195ZM195 237H193L194 239H196ZM199 237V236H198ZM255 237V238H256ZM176 238V239H177ZM208 238V237H207ZM237 238V237H236ZM244 238V237H243ZM249 238V237H248ZM42 239V238H41ZM198 239H202V238H198ZM241 239V238H240ZM246 239V238H245ZM244 239V240H245ZM258 239H260V237L258 238ZM261 239H263V238H261ZM92 240H93V238H92ZM197 240V239H196ZM222 240V239H221ZM252 240V239H251ZM254 240V239H253ZM256 240V239H255ZM254 240V241H255ZM43 243L41 244L42 246H39L36 242H33L32 241V243H31V245L34 247V252H33V254H34V257H36V259H38V261H39V263L38 264H68L67 263V261H66V254H65V252H64V249H63V245H62V243H61V238H60V236H57L56 238H54V240H53V238L50 236V235H48V236H45L44 238H43ZM41 241V242H42ZM85 241H86V239H85ZM89 241V240H88ZM193 241V240H192ZM191 241V242H192ZM199 241H201V240H199ZM198 241V242H199ZM207 241V240H206ZM241 241V240H240ZM239 241V242H240ZM254 241H252V242H254ZM256 241H258V240H256ZM255 241V243H257ZM8 242L10 243V241H9V239H8ZM198 242H196L197 244H198ZM82 243V242H81ZM227 243H228V241H227ZM258 243H262L261 242V240L260 241H258ZM257 243V244H258ZM11 244V243H10ZM102 244V245H103ZM196 244V245H197ZM230 244V243H229ZM243 244V243H242ZM244 244H246V241H245V243ZM251 244V243H250ZM256 244V245H257ZM12 245V244H11ZM185 245V246H184ZM200 245V244H199ZM213 245V244H212ZM252 245V244H251ZM65 246V245H64ZM80 246V245H79ZM172 246H173V244H172ZM226 246V245H225ZM231 246V245H230ZM250 246V245H249ZM253 246V245H252ZM43 247V248H42ZM76 247L77 246H75V249H76ZM89 247V246H88ZM107 247V246H106ZM200 247V246H199ZM202 247V246H201ZM245 247V246H244ZM247 247V246H246ZM261 247L262 246H260V249H261ZM14 248V247H13ZM65 248V247H64ZM101 248V247H100ZM103 248H105V247H103ZM151 246L149 247V249L151 250ZM210 248V247H209ZM211 248H214V247H211ZM222 248V247H221ZM224 248V247H223ZM222 248V249H223ZM233 248V247H232ZM235 248V247H234ZM15 249V248H14ZM80 249H81V246H80ZM87 249V248H86ZM202 249V248H201ZM258 249H259V246H258ZM16 250V249H15ZM78 250V249H77ZM105 250V249H104ZM129 250V249H128ZM219 250H220V248H219ZM248 250H251L250 249V247H249V249ZM256 250V249H255ZM17 251V250H16ZM81 251V250H80ZM83 251V250H82ZM254 251V250H253ZM264 251V250H263ZM18 252V251H17ZM141 252H143V253H141ZM193 252H195V248H194V246H193ZM205 252V251H204ZM208 252V251H207ZM213 252V251H212ZM246 252V251H245ZM250 252V251H249ZM262 252V251H261ZM261 252H258V253H261ZM19 253V252H18ZM178 254V256H179V259L177 258L178 256H176V255H174V254ZM179 253H181L180 255H179ZM183 253V254H182ZM199 253V252H198ZM264 253V252H263ZM263 253H261V258L262 259H264L263 257H262V255H263ZM189 254V255H190ZM195 254V253H194ZM253 254V253H252ZM255 254H256V252H255ZM20 255V254H19ZM182 255V256H181ZM203 255V254H202ZM206 255V254H205ZM242 255H243V253H242ZM245 255V254H244ZM21 256V255H20ZM194 256V255H193ZM192 256V257H193ZM207 256V255H206ZM216 256V255H215ZM218 256H219V261L221 262H223L224 264H237V261L235 262L234 260H236V259H233L230 255H229V253H228V251H226V249L224 250H221L220 252H219V254H218ZM260 256V255H259ZM104 257V256H103ZM108 257V256H107ZM182 257V258H181ZM199 257H200V254H199ZM198 257V261L197 262H199V258ZM242 257V256H241ZM22 258V257H21ZM105 258V257H104ZM188 258V257H187ZM202 258V257H201ZM217 258V257H216ZM238 258V257H237ZM258 258V257H257ZM27 264H29L24 258H22ZM181 259V260H180ZM191 259V258H190ZM194 259V258H193ZM260 259V258H259ZM261 259V260H262ZM176 260H179V261H177L176 262ZM197 260V259H196ZM201 260V259H200ZM247 260H248V258H247ZM181 261V262H180ZM218 261V262H219ZM189 262V261H188ZM242 262V261H241ZM240 262V263H241ZM250 262V261H249ZM129 263V262H128ZM191 263V262H190ZM190 263H188V264H190ZM195 263H196V261H195ZM210 263V262H209ZM239 262H238V264H240ZM198 264V263H197ZM202 264H203V262H202ZM248 264V263H247Z\"/></svg>", "mask_w": 264, "mask_h": 264}, {"label": "water", "instance_id": "obj_3", "mask_svg": "<svg viewBox=\"0 0 264 264\" xmlns=\"http://www.w3.org/2000/svg\"><path fill=\"white\" fill-rule=\"evenodd\" d=\"M16 118L0 108V202L12 190L16 167L25 159L22 136ZM0 264H27L8 242L3 215H0Z\"/></svg>", "mask_w": 264, "mask_h": 264}, {"label": "crops", "instance_id": "obj_4", "mask_svg": "<svg viewBox=\"0 0 264 264\" xmlns=\"http://www.w3.org/2000/svg\"><path fill=\"white\" fill-rule=\"evenodd\" d=\"M92 121V123H93V128H97L98 126L96 125V123L93 121V120H91ZM85 158H86V156H85V154L83 155V162L81 163V170L84 172V171H86V172H88V173H90V172H94V170H92L93 169V167H92V163L93 162H91V161H89V157H87L86 158V160H85ZM149 165H151V164H148L147 166H149ZM153 165V166H152ZM151 166H149V167H147V166H144V165H142V166H144L145 167V169H149V168H152L151 169V171H150V169H149V171L147 172V175H146V173H145V175H144V177L146 176L147 177V179L148 178H150L148 181H150L151 182V180H152V185H151V183L150 182H148L147 180L145 181L147 184H150L151 186V188H149V189H151V191L152 190H154V186H153V184H155L154 182L155 181H153V179H154V177H153V173H154V163L152 164ZM147 167V168H146ZM100 171V170H99ZM148 173H150L151 175H149ZM154 175H155V173H154ZM146 179V178H145ZM113 180V179H112ZM78 181H80L81 183H83V185H85V184H87L88 182H87V180L85 179V178H81L80 180H78ZM89 181V180H88ZM98 181L100 182V181H102L103 183H104V185L102 186L101 185V183H98ZM146 183H141L142 185H141V187L143 188V195H144V193H145V191L147 190V192L149 193V189H147L148 188V186L147 185H144V184H146ZM94 184V185H93ZM97 184H100V185H97ZM96 186H99V187H101L103 190H104V192H105V195H106V204L107 205H109V207H110V212H112L111 214H112V216H113V218H114V220H115V223H116V226H117V228L119 229V231H120V233H121V235H122V237L124 238V240L127 242L126 244H125V246H124V243H123V245H121L120 246V261H121V264H124V257H125V255H123V251H126V250H132V248H129L127 245H128V241L130 242V241H132V239H130V240H128L126 237H125V234H124V231H125V233L127 234V233H133V236H134V234H135V232H134V223H133V221H134V218H133V220H131L129 217H131V216H129V215H131L132 214V209H133V197H135V194H136V191L134 190V189H132V192H131V196H132V198L130 197V195H125V193L123 192V190H125V189H127L126 187H124L125 186V184H123L122 185V190L120 191V193H121V196H119V194L117 193V194H114V196H110L109 195V191H108V189L109 188H111V187H113L112 185H111V181H110V179L107 177V175L106 174H101V178H99L98 180H96V181H94L88 188H86V192H85V195H83V199H81L80 201H81V203H83V204H85V202H86V199L88 198V195H89V192L88 191H90V189L91 188H93V187H96ZM146 188V189H145ZM153 188V189H152ZM88 190V191H87ZM115 191H119V187H118V190H116L115 189ZM126 191V190H125ZM141 191V190H140ZM141 191V192H142ZM133 192H135V193H133ZM146 192V193H147ZM153 192V191H152ZM88 193V195H86ZM133 193V194H132ZM123 195V196H122ZM85 196V197H84ZM87 196V197H86ZM109 197V198H108ZM130 197V198H129ZM136 198V197H135ZM128 199V200H127ZM129 199H131V200H129ZM145 199V198H144ZM109 202H108V201ZM111 200V201H110ZM146 200V199H145ZM140 202V201H139ZM146 202H147V200H146ZM79 203V202H78ZM109 203V204H108ZM77 205V202H75L74 203V210H75V206ZM85 206H86V204H85ZM129 206V207H128ZM78 207H80L79 205H78ZM76 208H77V206H76ZM86 208H87V206H86ZM88 209V208H87ZM98 209V210H97ZM96 209V211L95 212H93L92 213V211H90L89 209V214L91 215V219H90V223L88 222V227L89 228H91V229H93L94 228V234H96L95 236H97L98 234H99V232L102 230V224H101V222L96 218V216H94L93 214H101V212H104V210L103 209H101V210H99L100 208H97ZM73 210V211H74ZM132 210V211H131ZM99 211H100V213H99ZM96 212H98V213H96ZM88 213H86V212H83V211H81V209L80 208H78V211H74V214H88ZM129 214V215H128ZM93 215V216H92ZM125 216V218L124 219H126V223H125V225H124V222H121V218H123ZM190 218H192L191 216H190ZM94 219H96L95 221H94ZM128 219V220H127ZM93 221L95 222V223H93ZM130 224V226H128L127 224ZM127 225V226H126ZM95 226V227H94ZM5 227H6V230H7V234H8V237H10V229L9 228H7V225H6V222H5ZM64 227V226H63ZM93 227V228H92ZM126 228V229H125ZM146 230H147V226H146ZM148 231V230H147ZM149 232V231H148ZM128 235V234H127ZM108 245V244H107ZM105 248H106V250H109V259L111 258V253H110V248H109V246L108 247H106L105 246ZM140 246L138 245V251L140 252ZM146 249H145V245H142V251H145ZM143 253V252H142ZM141 258V257H140Z\"/></svg>", "mask_w": 264, "mask_h": 264}]
</instances>
